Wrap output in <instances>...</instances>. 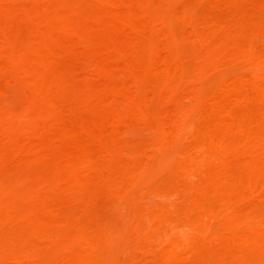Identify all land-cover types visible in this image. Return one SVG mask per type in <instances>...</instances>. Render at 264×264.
<instances>
[{
    "label": "rangeland",
    "instance_id": "obj_1",
    "mask_svg": "<svg viewBox=\"0 0 264 264\" xmlns=\"http://www.w3.org/2000/svg\"><path fill=\"white\" fill-rule=\"evenodd\" d=\"M89 1H91V2H89ZM94 1L96 2L95 4H98V6L96 5L97 6L96 8H98V9L94 8L95 7V5L93 4ZM109 1L110 2L113 1V3H114V0H109ZM109 1L107 2V0H102V1L101 0H0V27L2 28V26H3L5 29V25H6L5 33H4V29L0 28V32L2 30V32L4 34V35L0 34V147H1L0 153H2V158H3V161H2V159H0V167L2 166L3 170H1V168H0V171L5 172V174L7 173V176H6L5 174H3L1 172L0 189H1V186L2 185L4 186V184H5L4 181L2 182L3 177L4 178H5V176H6V178L8 177L6 179L5 186H7V183L9 185V182H10V186L7 187L8 192L5 190L6 189L5 186L2 187V189L5 188L4 190H5V193L7 194L6 195L7 199L4 198L6 201L8 200L7 202L1 197V194L3 192L0 193V197L3 199L0 201L1 204H3V203L5 204V202H6V205H7V206L5 205L6 208H4V206L2 207V205L0 204L1 205V207H0V218L4 222L8 221L7 222L8 226H10L9 222L14 221V219H15L14 216H15L16 219L12 223L13 225H11V226L14 227L16 225L17 230L19 229L18 227H20V226L17 227V225H19L20 221H22V222H20V225L22 223V225L27 224L29 226V223H27V222H34L33 219H36L35 220L36 224L33 223V225L31 227L29 226L31 228V230H29V228L27 227L28 231L32 232V229H33L32 227L37 225V224H38L37 227L42 228L41 226H43L46 228L47 231L45 230L46 231L45 233L40 231L41 235L37 232L34 234V232L36 230L35 229L33 231L32 235H29L30 234V232H29L28 233L29 236L28 235L24 236V232L25 231L27 232V229L25 227L21 233H23L22 234L23 237H26L27 239L31 236H34V237L30 238L31 243H33V241L36 242L35 240H37V243L41 244V242H39V239H40V241L41 240L45 241L46 238L49 239V238L53 237V239H55V238L57 239L59 236H61L60 237L61 239H64V240H60L59 238L57 239L58 241H62V243L59 242L60 245L57 244L58 243L57 240H56V244L54 243L53 240L52 241L50 239L46 240V243L48 242L49 244H53L52 245V251L53 252L56 251L55 254L50 250L51 245H49L48 243L47 244L49 245V247L45 243H44L45 245H42V247H39L41 245H39L37 243H36L37 246L33 243V246H36L35 248H37V249L32 248L31 252L29 251L31 254L26 253L24 256H26V255L27 256L23 258L22 254H24L26 252V250H29L26 248V245H25L29 242V240L26 243H24V241L22 239L23 237L21 236L20 233L19 234L17 233V230H15V227H14V229H13V227L12 228L8 227L9 230L7 231L5 228L6 225H4L5 224L4 223L3 224L4 228H0V230L2 231L1 234L4 235L5 232L3 233V231H5V230H6V233H9V234H7V235L5 234L6 235V236L4 235L5 237L4 236L2 237L0 234V239L2 237V241L6 242L5 243L6 245H5L3 242L0 241L1 247L4 244L3 247L6 246V249L11 248V250H15L17 247L19 248L20 245H22L24 247V249L22 247L21 250H23L24 252L23 253L21 252L22 253L21 254L20 253L21 250L19 251V249L17 248L19 251L18 254L20 253L22 256L21 257L19 255L21 257V259L18 261L19 263H17L14 261L15 259L13 260V258L10 259V261L7 260V259L11 258V257H9L10 255L11 256L13 255V257H14V255L17 254V251H13L14 253L11 254L12 251L10 250L11 251L10 252L9 250H7L8 251L7 252L8 256H7L5 253L6 251H4L3 247H2V249H0V252L3 250V253L5 255L3 257V254L1 252L0 254H2V255H1L0 259L3 257L2 260H4L5 262L0 261V264H23L24 263L23 261L26 260L25 262H27L28 261L27 259L30 260V258L33 259L31 261V263L36 264V262H33V261L39 260V262L41 263V262H43V260H46V258H45L46 256H48L47 257V260H49L48 264H63L65 262L70 263V261H66V259L68 258L66 255H68L70 252L73 253L74 251H75L74 252V258H76V256H78V257L81 256L80 260L82 259L81 260L82 262H84L83 259H85L87 261V259H90V257H96V254L100 252V254H98L99 256H97L98 260L96 262L102 263L103 259L104 260L106 259L103 262V264H111V262H112V264H118V263H115L116 257H117V260L119 259V257L121 258L118 261L116 260V262H119V264H150V263L151 264H154V263L160 264L161 260H163V259H164L163 261H166V262L168 261V262L167 263H161V264H171V263L177 264L178 262H180L178 264H185L188 262H192L194 264L195 263L199 264L200 262H203L202 264H206V263L209 264L210 262H212V259L213 260L214 259L219 260V262L220 261L224 262V259H218V258L219 257L223 258L224 256H226L225 259L228 260L229 257H227V256H230V255L231 256L233 255V257L230 261H227V264H228V262H229V264H241V263L242 264H249V263L252 264L253 261L256 260L258 257L260 260L258 259L254 262L256 264H259V262H260V264H264V249H261L264 246V223H261V222H264V221H261V222L259 221V220H264V212H263L264 211V181H263L264 179H261L262 181L259 182L258 185H255L256 187L253 184H250V183H253L254 180H256V179L259 180L260 177H257L258 175L260 176V175L264 174V172H263L264 168H261V167H264V165H263L264 162H262V159L264 161V155H262V154H264V151L261 150L262 148L260 149V147L262 145H264V143H263L264 142V140H263L264 136L262 137L264 129H261L262 135H260L261 134L260 131H258L257 129H254L258 124L257 121H259L260 124L264 123V119L262 118V117H264V115L262 116V112L264 110L260 111L261 107H262V109H264V105H263L264 104V102H263L264 101V98H263L264 92H262V91H264L263 90L264 86L262 87V89L261 88L259 89L258 86H256V85H259L258 83L264 82V73L261 74L262 72H264L263 71V69H264V57H263L264 53L262 54L263 55L262 56L261 55L262 51L261 52L259 51L261 49H264L262 47L259 48L260 47L259 45L264 43V42H262L263 40L261 41V38H263L264 36H258V35H261L264 33V24H263V22H264V17H263L264 16L263 15L264 14V11H263L264 10V7H263L264 6V0L263 1L258 0L259 2L256 0H247V1L246 0H243V1L237 0L236 2H235V0H232V1L231 0H220V1L217 0L218 1L217 7L215 6V4L217 2L216 0H212V1H210V0H177V2H176V0H122V1L121 0H115V2L117 1L116 2L117 4L115 3L116 5L111 4ZM118 1H120V2H118ZM186 1H188V3H186ZM207 1H209V4L207 3ZM238 1H239V3L236 4ZM260 1L263 4H261ZM84 2H86L87 4L89 2L87 8H85V6H87V4H84ZM245 2H246V4H244ZM248 2L252 4V5H249L250 8L247 7ZM176 3H178L179 5L185 4V6H187V4H188L189 6L186 8L184 6L185 9H183V8H179L178 4L176 5ZM181 3H183V4H181ZM219 3H220V5H219ZM229 3H231L230 7H232L233 9L236 6L238 7L239 5H241V6H239V9L242 7L243 8L240 11H239V9H237L238 10L237 11L236 10L237 7H236L234 9L233 13L230 12L231 13V15H230V13L228 11V9L230 8ZM76 4H79V5L75 6ZM81 4H82V6H80ZM92 4L94 6L91 9L90 6H92ZM235 4H236V6H235ZM242 4L244 6H242ZM259 4L261 5V7H258V6H260ZM220 6L223 8L225 7L224 9L227 12L223 8H221ZM177 7L179 9L174 11V9H176ZM227 7H229V8L227 9ZM245 7H246V10L244 9ZM78 8H80L79 10L81 12L78 10ZM82 8L83 9L85 8L88 10L86 11V10H83ZM232 8H230L231 10L230 9L229 10L232 11ZM76 9L78 10V12ZM179 10H181V12ZM93 11H95L96 13H94ZM177 11H179V15H180L181 19H183L185 21L180 22L181 21L180 19L178 21L179 15L177 14L178 15V16H176V17H178L177 20L173 18L174 20H176V21H174L175 25H173V24H171L173 20L171 19L172 21H170L169 18L173 17V16L175 17V15L171 16V14L172 13L176 14ZM219 11H221V12H219ZM73 12H75V13H73ZM84 12H86V14ZM239 12H241V14ZM211 13H212V15H210ZM214 13H215V15H214ZM221 13H225V15H223ZM237 13H238V15H240L241 18L238 17V15L235 16V14H237ZM248 13H250L252 16L249 15ZM255 13H260V14L259 15L256 14V16L258 15V17H256V16L254 17L253 15ZM204 15H210V16L206 17V20L208 18V20L206 22H208L211 19L210 18L211 16L213 19H215V17H216L215 21L213 19H211V21L209 22L210 24L207 25L208 27L209 26H211V27H209V28L207 27L208 29H204L205 24H207V23H205V20L203 19ZM244 15H246V16H244ZM159 16H163V17L166 16L165 19L166 20L168 19L171 22L170 24L173 25L174 27L170 28L171 27L170 25H168V24L164 25L163 24V22L165 21V20H163L164 18L159 17ZM221 16H223L225 19L228 17L229 20L231 19L230 21H232V19H233V21L230 22L231 24L230 23L226 24L227 22H223V20L228 21V19L225 20L223 17H222L223 18L222 19ZM233 16H234V18H233ZM247 16L249 17V19L247 18ZM235 17L237 18L238 22L246 21L245 22L246 24L245 23H238ZM250 17H252L254 19L256 18L257 23H255L254 20L251 21ZM103 18H105V20H106V18H108L106 21L109 23L110 27L106 26L108 24H106V25L103 24V23H105V22H103L104 21ZM131 18H133V19H131ZM239 18L241 20L243 18V20L240 21ZM80 20L81 21L83 20V22L80 23L81 22ZM160 20L162 22H160ZM188 20H189V22H188ZM191 20H193V21L190 22ZM86 21H89L90 23L89 22L86 23ZM203 21H204V24L202 23ZM213 21H214V24H212ZM248 21H250V23L253 22L252 25H255V26H252L251 24L247 25ZM235 22H237V23H235ZM79 23L82 26H84L85 23L89 26L88 27L84 26V27H82L83 28L82 29V28H80L81 25L79 26ZM167 23H169V22H167ZM189 23H192V24H190L191 25L190 27H188L189 25L187 26V24H189ZM233 23H235V25ZM76 24H77V28H76ZM167 25H168V27H165ZM237 25H240V26H238L237 30H234V27H237ZM242 25H244L245 27L251 26L252 30H250V31L255 37L251 36L252 34L249 33L250 31H248L251 28H249V29L245 28L244 29L242 27ZM222 26H224V27L226 26V28H224ZM74 27L76 29V32H74ZM85 27H87V28H85ZM194 27L198 28L197 31L200 33L199 35H201L202 30H203V33L205 30L207 31V34H205L204 36H206V35L209 36L212 33L211 34L212 36L210 38L211 39L213 38L212 39L213 42H211L209 40L210 38L208 36H206L204 39H206L207 37L209 39H206L208 41L203 43L204 42L203 41L204 36L202 37L203 34L200 36L202 38H199L198 34H197L198 32H196V30H194L195 34H192L194 32L189 30L190 28H194ZM213 27L215 29L219 28L220 30L218 29L216 32L215 31L213 32V30H212V29H214ZM84 28L86 29V31ZM78 29H79V32L81 34L77 33ZM81 29L84 30L83 31L84 34H82L83 32ZM171 29H173L172 32L173 33L176 32L178 34V36H177V34L171 35V34H173L172 32H170ZM240 29H243L244 31L240 30ZM233 30H234V32H233ZM206 31H205V33H206ZM210 31H211V33H209ZM219 31L225 32V34H224L225 36L222 35V33H220ZM156 32L158 34V37H160V39L155 35ZM230 32L232 35H235V36L230 35ZM6 33H7V36H6ZM76 33L80 34V35H78V37H77ZM160 33L162 36L160 35ZM218 33H220V34H218ZM50 34H52V35L54 34V36L51 35V37H49L50 38L49 39L50 42H49L47 37ZM71 34L72 35L75 34V37H74V35L72 36ZM104 34H106V35L109 34V35L107 37H105ZM227 34L230 37L227 36ZM83 35H85L84 38L82 37ZM170 35H171V37H170ZM219 35H221V36L219 37ZM172 36H177V37H176V39H174L175 37L172 38ZM189 36H191V38ZM213 36H215V37H213ZM73 37H74V39H73ZM76 37H77V39H76ZM192 37H193V40H192ZM226 37H228V38H226ZM232 37L234 40H236L235 42L232 39ZM236 37H238V38H236ZM183 38L184 39L189 38V39H185V40H188V41H185ZM196 38L198 40H200L201 42L199 43V41ZM217 38L218 39L221 38L220 41H218ZM70 39H73V40L70 41ZM178 39H180V41H178ZM223 39H225V41H227L226 42L227 43L226 45H228L227 47L224 46L225 41H223L222 43H219ZM230 39H231V42L229 43ZM181 40H184L185 42H189L191 40V41H194L195 43L189 42L190 45L187 43L182 44L184 41L182 42ZM250 40L253 41L252 42L253 45L250 44L251 43ZM73 41H75V42H73ZM170 41L175 43L178 46L171 43ZM197 41H198V43H197ZM215 41H217V42H215ZM48 42L50 44H52V42H53V45H51L50 47L47 45L45 47V45L48 44ZM232 42H234L233 43L234 45L232 44ZM44 43H46V44L44 45ZM211 43H213L214 48H211ZM247 43H249V46L251 45V48L254 46L253 47L254 49L248 50L249 46ZM61 44L64 47L60 46ZM171 44L176 46V48ZM191 44L194 46H191ZM236 44L239 45L240 47H237ZM255 44H256V46H258L257 48H259V49H257L255 47ZM263 45H261V46H263ZM168 46L169 47L172 46L175 49L173 50L172 48H169L170 49V51H169ZM183 46H185V48ZM201 46L203 48L205 47L204 49H207L206 53H205V55H207V57H205V58L203 56L204 53L202 51L204 49H201ZM207 46H208V48H207ZM217 46H219L221 48L224 47V48L217 50V49H215V48H218ZM192 47H194V48H192ZM231 47H232V49H231ZM23 48H25V49L22 51ZM178 48L179 49L181 48V50H182V48H184L183 49L184 51L187 48V50L185 53H183L184 55H182L181 50L178 51L179 50ZM234 48L236 50L235 54H234V52H235ZM243 48H247L248 52L246 53L244 51L245 49H243ZM43 49H46V50H43ZM198 49H200L201 54L195 55L194 50H197L195 52L199 53ZM62 50H64V52ZM208 50H209V52H208ZM212 50H214V51L216 50V51L215 52L213 51L212 54H209V53H211ZM255 50H257L258 52H256V54H254V55H251L252 54L251 52L254 53ZM48 51L49 52L51 51V52L49 53ZM55 51H56V53H55ZM188 51H191V53ZM47 52H48V54H46ZM58 52H59V54H58ZM176 52H178V54ZM54 53L56 54L55 58H54V56H52ZM244 53H246V54H244ZM257 53H259V54H257ZM60 54H62V55H60ZM188 54H191V55L197 56V57H198V55H202V58H204V61L209 58L210 60L215 59L216 62H217L216 59H218L220 62L221 61H224V62L217 64V63H215V61H211V63H213V62L214 63L212 65L208 66V65H206L209 63V59H208L207 60L208 62L206 61L207 63L205 62V64L203 65L202 63H200L201 60H200V62H198L199 61L198 59L201 58L200 56H199V58H194L193 56H191V59L193 58L192 61H189V60H191L190 58L185 59L188 56ZM233 54L237 55L236 56L237 58L236 57L235 58L230 57ZM47 55H49L50 57L52 56V58H51L52 60L49 59L52 62H50L48 59H46L47 57L50 58ZM177 55H179L178 57H180V58L185 56V58H182L183 61H181L180 58L177 59L178 58V57H176ZM209 55H211L212 57H210ZM243 55L248 56L247 58L245 57V59H251L250 56H252V58H254V59L253 60L252 59L251 60H245L243 58L244 57ZM255 55L256 56L259 55L261 57H259V59L257 57L258 60L257 59L255 60V58H256ZM227 56H229V57H227ZM175 58H176V62L178 60L182 63V64H179L180 63L179 62L177 65V68H178V66H181V67H179L178 71L180 70V68L182 69V71H184L181 73V75H177V74H179V72L177 71V68L176 69L173 68ZM224 58H229L228 62L231 59H232L231 60L232 62L234 59L235 60L237 59V61H234L235 63L233 62L234 64L231 61L229 62V63H232V65H234L233 68L236 66L235 67L236 69L235 70H233V68L231 69L230 64H229L230 66L228 68L225 67V66H228V64L227 65L224 64L227 61V59H224ZM42 59L45 60V63H43L44 61H41ZM185 60H186V62L189 61L187 66L185 65L186 64ZM195 60H196V62H194ZM55 61L58 62L57 65H60V67H62L63 70L60 68H59V70H57L59 66L56 67ZM250 61H253L254 63L252 64ZM48 62H49V64H48ZM66 62H68L69 66H71V67H68V64L64 65V63H66ZM193 62L195 64L200 63L201 66H203V67H199L198 64L195 65ZM255 62H257L256 65L258 64L263 69H261V67H259L258 70L260 71V69H261L262 71L258 72L255 76H253L254 77L253 78L251 75H254V74L250 75V72H252L251 68L256 70V68L258 67V66L256 67V65L253 66L255 64ZM211 63H209V64H211ZM219 64H221V65L224 64L222 66L223 69H222L221 65H219ZM174 65H176V64H174ZM182 65H185V66H182ZM205 65H206V67H204ZM63 67L68 68L69 70L65 69ZM172 68H173V71H172ZM254 70H253V72H255ZM58 71H60V73H61L58 75V77L60 78V75L63 76L60 79L57 77V74H56V73H58ZM174 71H176L178 73H176ZM233 72H235V74H233ZM64 73H67V74L65 75ZM170 73H172V74H170ZM174 73H176V74H174ZM236 74H237V76H236ZM229 76H230V78H232L231 76L234 77L232 80H234V79L238 80V81L234 80L235 84H236V82H239V83H237L236 85L233 83L234 85H232V82L230 81L231 79L230 80L228 79ZM250 77H252V78L250 79ZM228 81H230L231 83L230 82L226 83ZM172 84H174V86H172L173 89L170 86ZM228 84L232 85L231 86L232 89H237L238 87H241V90H240V88L235 90V92L238 91V92H236V95H235L236 98L233 97L234 94L230 95L228 97L227 93L231 94L234 91L233 90L230 93V91L232 89L230 86H228ZM241 84L242 85L246 84V86L248 84L249 87L247 86L245 88H250L252 90V93L254 92V89H252V88H254L256 86L257 88L254 92L253 97H255L256 91L258 93H257V96L255 97V99L258 98L259 94H261V92H262L263 95L261 96V98L259 96V98L262 99V101L259 100V98L256 100L254 98H253L254 100L252 98H250L252 96V94L249 91H251V90L245 89L244 86H242ZM175 85H176V88H175ZM221 86H223V87L226 86V87L223 88ZM195 87H197L199 89H197V88L195 89ZM228 87H230V88H228ZM201 88H203V89H201ZM205 88H206V90H204ZM227 88L230 91H228ZM243 88H244V90L247 91L246 92L247 94H245V93L239 94L240 91L244 92ZM193 89H195V90H193ZM215 90L218 92H216ZM194 91H196L198 93H194ZM201 91H203V92L206 91V92H204L205 94L203 93L204 98L203 97L201 98L199 96L200 93H202ZM47 92H48V94H45ZM50 92H52V93H50ZM59 92L62 93L63 95L58 94ZM213 92H215V93H213ZM221 92H222V94H220ZM225 92H227V93H225ZM54 93L56 95H53ZM223 93L226 97L223 95ZM216 94H220L221 96L219 98H217L219 95H216ZM51 95L55 96V98H53V96H51ZM59 95H60V97H57ZM237 95L238 96L243 95L244 98H246V99H247V96H245V95H249V97H248L249 99H247V100H249L251 103L252 102L259 103V104L261 103L262 106L259 104L258 105L256 104L255 106L253 105L255 108L257 106L259 107V108L257 107L258 110L260 109L259 110L260 112L259 111L258 112L261 114L260 118L255 120L257 122V124L255 122L256 125L254 126V128L252 127V125L254 124V123L252 124V121L255 119L254 118L255 117L254 112L257 109H255V111L252 112L254 107L248 106V105H251V103L249 101L247 102L246 100H243V98L241 96H239L240 98H237ZM194 96H196V98ZM197 96H199V99H197ZM215 96H217L216 98L218 100L216 98H214ZM220 98H221V101H220ZM222 98H224V99H222ZM200 99H201V101H202V99L205 100V102L203 103V101L202 102L199 101ZM235 99H241L242 100V101L239 100L240 105H241V102H244L243 104L246 103V105L244 106L246 108V111L243 110V112H245V113L241 112L242 108H240L241 106L238 104V102H236L233 105L232 102L237 101ZM177 100L180 102V104H179V106L181 105L180 107L178 106L179 102ZM214 100H216V104H219V105H216L215 107L218 108V106H221V109L220 108L216 109L213 107V111H210V112H213L212 116H210L211 113L209 112L207 114L204 113L203 115H206V116L203 117L200 113L206 111L205 109H207V108L209 110V108L211 107L209 105L211 104V102H213V104H214L215 103ZM224 100H226V101H224ZM197 101H199L201 104L198 103ZM219 101H220V103H218ZM222 101H224V103H226V105L228 106L227 109H225V110H223V108H225L223 106H225V105H223L224 103H222ZM172 102H176L175 105L177 104L178 107L175 108L174 104L171 105ZM203 104H205V105L208 104L209 107L207 106V107H205V109H204V107L201 108V106ZM167 105L172 106V107H170V109H172V110H170V109H169L170 111L165 110V109H168ZM161 106H163V108ZM165 107H167V108H165ZM229 107L231 109L236 107L237 109L236 110L234 109V111L232 112V110L231 111L229 110L230 109ZM248 107L250 109L251 108H253V109H251V111H249ZM245 108H243V109H245ZM147 109H149V111ZM202 109H204V110H202ZM215 109L217 111H215ZM210 110H212V107ZM228 110L230 112L234 113L232 115H235V113L238 110H240L241 114L237 113L235 115V116H237L236 118H238V119L235 118L237 121L236 120H230L229 118L232 116L230 114L228 121L224 122V120L227 119L226 117L228 116V113L226 112L227 115L222 116L221 112L228 111ZM247 111H249L251 113L246 114ZM169 112H171V113H169ZM216 112H219V114L221 113V115H219ZM258 112L256 114H258ZM214 113H216L218 115H215ZM226 113H223V115ZM198 115H201L202 117H200ZM219 116L224 117V119L220 118ZM257 116H259V114ZM204 118H206V122H208L207 124L204 123L205 122V121H203ZM198 119H202V121L200 120V123H202L203 126L205 124L206 125L211 124L215 127V129H217L216 127L221 128L222 126H223V129H227L228 126H226L224 128L223 122L227 124L228 122L231 123V121H232L231 125H233L234 122L236 121L235 124H240V125H237L239 127H236L235 125L231 126L233 128L236 127L235 130L232 131V133H233L232 138L234 139V141L236 143L239 142L236 144L237 146H239V145L242 146V147L239 146L240 148H237V146H236L233 150L230 151L232 153L234 151L241 149L237 152V154L234 152V154L236 156L232 158L231 156H233L234 154L233 153L231 154L228 151L231 149L230 147H232V148L234 147V145L232 146L230 143L228 144L226 142V144H224V143L219 141L220 143L223 144V145L222 144H220V145H222V147L224 149H225V145H228V147H229V145H231L229 147L230 149H228V147H227L225 150H222L221 148L219 150L220 146L216 147V148L214 147V146H217V144L219 142L216 145H215V143H211L214 145L204 144V142L206 140V139L203 140L204 137L208 136L206 138L212 139V137H211L212 134L210 135V133H213V132L215 133L214 128L212 129L213 130L212 131V130H209V127H206L207 132L208 131L209 132L212 131V132H210V133L208 132L209 134H207V135L205 134V136H203L202 139L197 141V142H200L201 140H202V142L204 141L203 143L200 142L203 145H200V143H199V146L196 145L197 143L193 144L192 143L193 140L196 141L197 139L201 138V136L198 134L200 132H198V131L201 130L203 128V126L200 124L202 127H201V129L199 128V130H197V127L199 125L194 126L195 123L198 124V122H199ZM262 119H263V121L261 122ZM44 120H46V121L49 120L50 122L49 121L46 122ZM248 120H250L251 122H250V126L247 127V121ZM243 122H246V123H243ZM28 127H29V129H27ZM231 127L229 126L228 128H231ZM262 127H264V126L262 125ZM193 130H194V132H192ZM217 130L220 131V129H217ZM236 130H243L240 132L237 131V134L242 132L241 133L242 135L241 134H239V136H236L237 134L234 135ZM255 130H257V131H255ZM195 131H197L198 133H195ZM202 131H203V129L201 130L200 134L205 132V131L204 132H202ZM244 131H246V133H243ZM248 131H249V133H247ZM220 132H218V133H220ZM250 132L255 137L249 135L252 138H248L249 136H244L245 134H250ZM227 133H228V129L226 130V134ZM226 134L224 133L223 135L226 136ZM193 135H196V136H193ZM197 135L199 137H197ZM213 135H215V134H213ZM218 135H220V134H217V136ZM230 136L228 138H230ZM192 137H194V138L196 137V139L193 138V140H192ZM256 137L257 138H259V137L263 138V139H260V138L258 139V140H260L259 141L260 146L258 148L261 150V152L258 156H262L263 157L262 159H260V157H258V159H257V151L259 150L258 148L254 147L257 150L255 152V149L252 150L250 148L253 146L248 145L251 150H249L250 152L247 150L248 149L247 142L249 140H250V142L254 141V139ZM215 138H217V137L214 136V138H213L215 140V142H217V139H215ZM221 138H222V134H221ZM232 138H231L230 142L232 141ZM219 139H220V137H219ZM222 139H220V140L225 141L224 138H222ZM262 140H263V142H262ZM75 142H77V143L75 144ZM183 143L186 146L182 147ZM255 143L256 142L254 141L253 143H249V144H254L256 146L258 144V141H257V144H255ZM241 144H243V145H241ZM5 146H6V148H5ZM17 146L20 147V149L17 148ZM184 147L186 150L183 151L182 149ZM245 147H247V148H245ZM236 148H237V150H235ZM5 149H6V151H5ZM2 151L3 152L5 151V153H3ZM185 151H186V153H184V154L185 155L187 154L186 156L183 155V152H185ZM218 151H220V153H218ZM252 151H253V153H252ZM254 152H255V154H254ZM47 154H49V155H47ZM190 154H191V156H197V157H189ZM220 155H223V156H220ZM227 155L230 157H228ZM184 156L186 158L189 157L190 159H193L190 161H193L194 164H192L193 162L192 163L187 162L188 164L185 162V164H184L183 163L185 160V159H183ZM217 156L222 157V158H220V159H222L221 161H223V159H225V161L227 163L225 161H223L224 163L221 161L219 162L220 159H218ZM224 156H227V157H224ZM238 156L241 159V161H239L240 159L237 158ZM0 158H1V154H0ZM227 158H228V160H227ZM12 159H14V160L12 161ZM256 159L261 163L257 162ZM229 160H230V162H229ZM8 161H10L9 163H13V164H10V165L7 164ZM17 161H18V163H15ZM180 161L182 163H180ZM249 161H251V162H249ZM48 162H49V164H52L51 165L52 172L50 171L51 169H48L49 165L46 167ZM168 162H172V163H169L170 167L175 165V169L173 167H171L172 170L174 169V171H178L176 173L174 172V175L177 173L178 174L184 173L185 179L184 178L183 179L186 180L188 178L187 180L190 182L188 184L192 185V187H191L192 189H190V187H187V186H190V185H187V182H188L187 180L185 181V183H184V181H180L178 185L177 184L174 185L177 181L176 180L177 177L180 176V178L178 179V181H179L181 179L182 175L177 174L176 178L172 179L173 177H171V175H173L172 174L173 171H168V170H171V168H169L167 166ZM228 162L230 164L229 169H224L229 165ZM237 162H239L241 164L236 166ZM247 162H249V163H247ZM204 163H207V165L205 164V166H203L204 167L203 168L201 165ZM232 163H234V165ZM253 163L254 164L256 163V164L254 165ZM163 164H166V165H164L165 166L164 168H166V169L168 168V170L165 169L164 172H163L164 168H162ZM258 164H261L262 166L258 165ZM184 165H185V167H184ZM208 165L212 166V168L210 167V170L212 172L209 170L208 167L206 170L202 171ZM216 165H219L217 167L218 169L213 171L212 169H215ZM221 165H223L222 166L223 168L221 167ZM245 165L246 166L248 165V166L245 168H241V167H244ZM249 165L251 167H249ZM235 166H236V168H235ZM5 167H6V170H5ZM45 167H46V170H45ZM200 167H201V169H200ZM97 168H99L100 170L102 169L101 170L102 172L105 170V172L102 173V175H100L101 171L98 172ZM219 168L221 169V172H223V174H224V172L226 173L223 175V177H226V178H228L227 173L229 175L231 174V170H232V175L233 174L235 175V173H237V171L234 172L233 170H239L241 172L246 171V172H243V174H241L239 172V173H237L236 177L234 175H233V177H234V179L239 180V179H237V177L241 178V175L244 176V174L246 175V173H248L246 176L247 178H245V179H247V180H245L247 183H245V182H243V183L248 185V183L250 182L249 185H251V186L253 185L255 187L254 191L251 189L253 192L250 193L251 190H248L249 192H247V190L242 189L241 192L242 191H243V193L247 192V194L242 195V196H238V198L239 197H241V198L240 199L236 198L238 200H236L234 202H232V199L230 201V199H229L230 194L232 196L234 195L233 196L234 198L238 195L237 194L238 189L235 190L236 188H238L237 187L238 185H235V186L233 185L236 180L233 182L234 179H232L233 177H231L232 176L231 175L230 176L231 178L229 177L227 180L230 179L229 181L230 182L232 181L231 182L232 185L231 184L229 185V186H231L232 191H229L230 188L228 186H227L228 188L225 189L226 186H223L224 185L223 183H225V185H226L227 183H230V182L229 181L222 182L224 180L223 177H220L223 179L222 181L220 178H219L220 180L217 179V177L220 176V174H221V172H219L220 171ZM253 168H255V169L253 170ZM260 168H261V171H259ZM256 169H258V171H256ZM200 170L202 172H200ZM227 170H228V172H226ZM109 171L110 172L112 171L114 174L111 173L112 175H110ZM165 171H167L168 173H165ZM215 171L219 172V174H216L217 172L214 173ZM146 172L148 173L147 174L148 177L145 175ZM169 172H171V173L169 174ZM208 172L213 173V177H216V179L215 178H214L215 180L212 179V176H209L210 173H209V175L207 174ZM258 172H259V174H258ZM162 173L163 174L165 173L166 175L169 174L167 176H163L164 178L162 177V180L167 179L168 176L171 177L169 182H168L169 177L167 180H163V182H160V183H164L165 181H167L166 183H168V185L160 184V185H162V186H160L159 184H157V180H158L157 177L159 178L158 183H159V181H162V180H160ZM249 173L255 174V176H253L254 174H252V176L254 177V178L253 177L252 178L254 180L252 178H248L249 175H251ZM256 173L258 174L257 176H256ZM153 174H154V177H155V175H157V177L155 179L156 182L154 180V182L152 183L153 185H151V182L154 179ZM200 174L201 175L203 174V175L201 176ZM238 174L239 175L241 174L240 177L238 176ZM2 175H4V176L1 178ZM142 175H144L146 178L140 177ZM149 177H151V179ZM201 177H205V178L208 177V178L212 179L213 182L210 183V184H212V186H213V183H214V185L219 184L218 185L219 188L213 189V190L215 192L221 191L222 193H224V195L222 193L219 194V195H222V196H219L221 200L219 199L217 201H216V199H217L216 197L214 199V195L218 196L217 194H214V192H212L214 195H208L207 194L210 198L213 197L212 199L214 200L213 201L212 199L211 200L209 199V201H213V202H219V201H225V202L228 201L229 202L230 201L231 204L234 203L231 206L230 202L229 203L227 202L225 204L226 206H228L227 208L223 204H222L223 207H221L219 209L216 208L217 212H219V210L221 209V211H220L221 215L215 214L214 209H213V211L211 209L210 213L208 212L210 210V208H208L209 206L207 204H204V203H206L205 199L209 198V197H206V195H205L206 194L205 191H208L206 189H209V187L205 186L203 188V186L206 183L208 184L211 181L209 179L206 181L207 178L204 181H201L202 179H204ZM137 178L145 179L144 181L141 179V182L145 183L146 185L143 184V186H142V185H139V184L133 182L134 186L136 184L139 185L138 189L136 187H133L134 189H132L131 187H127L129 185H132L131 184L132 180L136 181ZM217 180H219L218 181L219 183H217ZM258 180H256L255 183H257ZM138 181L139 180H137L136 182H138ZM170 181H174L172 188L168 187L170 185L169 183H172ZM192 181H194V182H192ZM242 181L241 180L238 181L239 182L238 184L239 185L243 184V183H240ZM195 182H201V184L204 182L205 183L203 185H201L202 186L201 187V186H199L198 183L195 184ZM127 183H128V185H126ZM180 183H181V185H180ZM183 183H184V185H182ZM235 183H237V181ZM50 185H52L53 187ZM193 185H195V187L197 185L199 188L201 187L200 190L203 188L202 192L199 191V189L197 187L196 188L193 187ZM149 186L152 189L154 188L155 190L149 189L148 188ZM246 186L244 188H247ZM30 187L31 188L36 187L34 189L37 193L33 194L35 192H33V193H32V191L30 192ZM23 188H24V190L27 188L29 190V191H26V190L24 191L25 193H28V192L30 193V195L28 194L29 196H27L29 201L27 199H26V201H22L24 196L21 197L22 199L17 198V196L15 197L16 194L17 195L19 194L16 191L19 192L20 189H21L20 191H22ZM157 188H159L160 190ZM173 188H175V190ZM211 188H213V187H211ZM58 189H60V190L58 191ZM98 189L103 192V193L101 192L102 194L100 193V196L104 195V193L106 195H108V197L106 198L107 201L104 205H103V203L105 202V200H104V202L102 201L103 203L101 201L99 203V202H97L98 201L96 199L97 197H94L95 200H93L91 198L92 199L91 202L90 201L88 202L86 200L87 203L83 204V206L81 203H80L81 205L78 204L80 200H77L78 202L76 201L78 205L74 202L75 199L78 198L77 195L79 194V191L81 192V194H79L80 195L79 198H81V196L85 197L86 193H88V195H89L90 191H97ZM187 189H189L190 191L194 190L197 194L194 191H193V194H195L196 196H199V198H198L199 200L197 198H193V197H196L195 195H193V197H191V198L187 197V196L192 195V193L190 191H187ZM239 189H241V188H239ZM247 189H250V187L248 186ZM99 190L96 192V194L99 192ZM49 191L53 192V195L56 191H58V193L57 194L55 193L54 196L52 194L49 195L50 193L44 194L45 192H49ZM209 191H211V190H209ZM238 191H240V190H238ZM128 192H129V194H128ZM160 192H162V193H160ZM179 192H180V195H179ZM187 192H189L188 195L186 194ZM5 193L2 194L3 197L5 196ZM25 193H23V194L25 195ZM136 193H137V195H136ZM93 194H94V192L91 195H93ZM209 194H211V193H209ZM73 195H74V201L70 202L71 200L68 199L66 201L68 203H65L66 206L63 205L64 202L60 201L61 199H67V198L73 197ZM91 195H89V196H91ZM181 195L182 196L184 195L182 197L183 199L176 200L177 198L179 199ZM226 195H228V196L226 197ZM20 196H21V194H19V197ZM43 196H46V197L50 196V197H49V199L48 198L43 199ZM130 196H133V197H130ZM176 196H178V197H176ZM223 196L226 197V200H222L221 197H223ZM14 197L16 200V201L14 200L15 202L12 201ZM184 197H186V198H184ZM167 198H168V200L170 199L169 202L167 201ZM200 198H202V199H200ZM30 199H32L31 200L32 202L30 201ZM52 199L55 201V203H53ZM84 199H87V198H82L81 199L82 203L84 202V201H82ZM98 199L100 200V198H98ZM189 199L196 200L195 202H193V200L192 201L190 200L191 202H193L192 204H194V206L196 208H198L196 205V202H198V201L202 202L203 207L204 208L206 207V209H204V208L203 209L206 211L209 209L207 212L210 215L207 212H205L201 215L200 213L204 212L203 209L197 210V211L201 210L200 212H198L199 214L198 213H196L195 215L191 214L194 211L193 210V208H195L194 206H193V208H189L190 213H185V214L182 213L183 208L191 205ZM203 199L205 200L204 203H203ZM19 200H21L24 204H25V202L28 201L27 203H29L30 209L32 207H34L35 205L42 206V207H40V211H39V206H36V209H38L37 212L40 215L38 213H36V214H32V215H35L36 218L30 217V215L28 216V218H25L27 215L25 213V210L27 211L29 209L26 208L24 210L23 207L21 208L22 202L20 201L21 202L20 203ZM50 200H52V203ZM254 200L255 201L258 200V201L255 203ZM46 201H50L49 204ZM92 201H94V204H92ZM209 201L207 203H209ZM237 201H239V202L236 203ZM252 201H254V202L250 203ZM56 202H57V204L60 202L59 206L61 203H63L62 204L63 208H60L61 206L60 207L56 206L55 205ZM170 202H171V204H170ZM179 202H180V204H178ZM213 202L211 203L210 207L214 206L212 208H215L217 205H216V203L213 204ZM32 203L34 204V206H31ZM73 203L76 204L75 208H74ZM182 203L184 204V207H182L183 206V205H181ZM221 203L222 202H220V204ZM259 203H260V206L258 205L259 207H258V209H256L255 207H257V204H259ZM86 204L90 205V206L93 205L94 208H92V207L86 208L85 207ZM254 204H255V206H254ZM174 205H176V206L172 207ZM178 205H179V208H176ZM240 205L243 207L242 208L238 207L237 210L234 209ZM250 205H251V207H249ZM53 206L60 208V210L61 209H63V210L61 212H59V211H57V208H54ZM168 206H170L171 208ZM229 206H231L230 208L234 209V210L232 209L234 211V213L232 210L229 212V209H228ZM7 207H8V209H7ZM245 207L248 208L249 210L246 209V211H244ZM10 208H12V209H10ZM100 208H101V210H104L102 213L99 211ZM172 208H173V210L175 209V212L174 211L171 212L173 218L174 217H175V219H177L178 217L182 218V215H184L183 217L186 220V222H184L185 220H183V221L181 220L182 221L181 222V221H178V219L177 220L173 219L172 216L170 215L171 213H169V211ZM224 208L228 209V210L224 211ZM261 208L263 210H261ZM14 209H16L15 211L17 212V215L20 216L19 217V218H21L20 221L17 220L18 218L15 215L16 214L15 211H13ZM154 209L156 211L158 209L159 211L155 212ZM160 209L162 211H160ZM186 209H188V208H186ZM239 209H240V211H239ZM253 209H254V211H252ZM69 210H73L74 212L72 211V213H74L75 216L77 217L75 219V218H73V217H75L73 215L72 216L73 220L76 221L78 219L79 221H76V222L72 221L71 214H70L71 211H69ZM145 210H146V212H145ZM151 210H153L156 214L158 213L159 215L157 214L158 216L156 217L155 216L156 214H154V217H153L152 214L154 212L152 211L153 213L151 214L152 216L150 215V217H153V218L148 217V215L151 213ZM181 210H182V212H181ZM188 210H187V212H189ZM222 210L224 212H222ZM30 211L31 210L27 211V213L29 212L28 214H31ZM92 211L95 212L94 214H95L96 218L93 217L94 215L88 216V215H90V213H92ZM97 211H99V212L96 215ZM148 211H149V213H148ZM237 211H239V213H237ZM22 212H24V213H22ZM33 212H35V211H33ZM178 212L179 213L181 212V213L179 214ZM211 212L212 213L214 212L213 214L216 215V219H214L213 216L211 217V215H212ZM254 212H257V213H255V214H257L256 216L260 215V216H258L259 220L257 218H254V217L252 219H250L252 216H248V214L252 215ZM12 213H14V215ZM87 213H88V215H87ZM160 213L163 214L162 216L164 218H165L166 214L169 213L168 217H169V219H171V221H168V223L166 222V220H169V219H167L168 217L165 219L162 218L165 221L161 220ZM232 213H233V215L234 214H236V215L233 216ZM7 214L13 215V218H11L12 216L10 217V215L8 216ZM145 214H146V216L143 217ZM186 214H189V216L191 217L189 219H191V220L188 219V217H189L188 215H187V217H185ZM218 214H220V213H218ZM223 214L224 215L226 214V215L224 216ZM245 214H247V215H245ZM255 214H254V216H255ZM38 215H39V217H37ZM193 215H194V217L197 215L196 216L197 218L192 217ZM238 215H240V217ZM80 216H83L82 218H84V219H82V222L84 220L89 221V220L93 219V220H91V222L93 223L92 225L96 228L93 229L94 227L92 225H90L91 223H89V226L92 227L90 229H88L89 226H87V227L82 226L83 223L79 219ZM217 216H218L219 220H218ZM221 216L224 219L222 218V220H221V218H220ZM236 216L239 218L238 219L235 218ZM246 216L249 218H246ZM29 217H30V219H29ZM43 217H44V219H42ZM39 218H40V220H38ZM233 218H235V219H233ZM244 218H246V220H249L248 222L251 223L250 227H248L246 222H245L246 224L243 222V221H246V220H244ZM1 219H0V222H1ZM48 219H49V221L47 222L46 220H48ZM50 219L51 220L53 219L52 222L55 223L53 226L57 225L56 228L50 229L51 225H52V223H51V225L48 224L50 222ZM157 219L159 221H161V224H157V225L154 224V222H156ZM193 219H195V220H193ZM240 219L242 220V222L240 221ZM256 219L258 220V223H260V225L258 227H255V228L256 229L260 228L261 230H255V228H253L254 225L258 224V223L255 224V222L257 221ZM56 220H58L59 222L58 221L55 222ZM143 220H145V221H143ZM173 220H175V221H173ZM229 220H230V222H227ZM234 220H235V222H238L236 220H239V222H240L239 224H241L242 226L235 224L234 227H232V223ZM67 221L70 222V225H72V223H73V226L67 225V227H65L64 230H63V228H62V230H59L58 228L60 227V229H61V226L63 224H65V222H67ZM97 221H99V222L96 223ZM68 222H67V224H68ZM74 222L75 223L80 222L81 224L77 223L74 225ZM144 222H146V223L143 226ZM164 222L167 223L168 225H166ZM171 222H173V223L170 224ZM223 222H225V224H227V227L226 226L224 227L225 224H223ZM1 223H3V222H1ZM101 223H104V225ZM157 223H159V222H157ZM162 223H164V224H162ZM229 223L231 224L230 227H229ZM253 223H254V225L252 226ZM40 224H41V226H40ZM97 224H98V226H97ZM152 224H154V226ZM244 224H245V226H244ZM161 225H165L164 227L162 226L164 230H161L162 229ZM0 226H2V225L0 224ZM99 226H101V228H99ZM104 226L105 227L107 226V229ZM149 226H151V227H149ZM245 227H248L251 229L245 230L246 229ZM80 228H82V230H79ZM224 228H226L228 230H226ZM233 228L235 229V231ZM3 229H5V230H3ZM11 229L14 230L15 232H13ZM55 229H56V231H55ZM91 229H92V232L89 233V231ZM205 229H207V230L212 229L213 232H215L214 233L215 235L212 232V235H214V239H211V238H213V236H211L209 234L210 230L205 232L204 231ZM223 229L225 232H223ZM237 229L239 232L237 231ZM10 230L14 234L12 232L10 234ZM20 230H21V227L19 229V232H20ZM42 230H44V229H42ZM57 230H59V232H57ZM143 230H144V233L140 234V232H142ZM220 230H222V231H220ZM241 230H243L242 231L243 234H242V232H240ZM64 231H66V232L68 231V234H66V232L63 234L69 235V233H70L69 237H70V239L73 237L72 241H69L70 239L68 237H64L66 235H61L60 232H64ZM93 231L96 232V234ZM107 231L111 232V235L105 237L106 234H110ZM145 231L147 234L145 233ZM163 231H164L165 235L164 234L162 235ZM199 231L201 234L199 233ZM236 231L239 234H237ZM246 231L248 233H251V236L253 238L252 237L250 238V235ZM257 231H259L258 235H256ZM47 232H51V234L50 233L46 234ZM218 232H220V235L218 234ZM221 232H223V233L229 232V233H227V235H224L225 237H222ZM254 232L256 234H254ZM180 233L182 235H180ZM207 233H208V235H207ZM73 234H74V236L75 235H78V236H75V237L71 236ZM92 234H94V235H92ZM103 234H105V236H103ZM139 234L144 239H141L140 236H138ZM166 234L170 236V239L164 237V236H167ZM193 234H195V235L200 234L198 236L202 235V237L197 238L198 236L195 237ZM37 235L41 236V238L35 239V240L32 239V238H36ZM238 235H240V237H238ZM247 235H248V239H251V240L247 239ZM84 236H86L85 239H83ZM111 236L113 238L110 240L108 237H111ZM178 236H179V238H178ZM189 236L196 238V239L193 238L196 241V243L194 242L196 247H194L193 240ZM205 236H206V238L204 239ZM209 236H211V238ZM218 236H220L221 238H226V239L227 238L229 239V237H230L229 240L227 239V242H226L227 244L225 243L226 239H223V242L226 244V246L222 245L221 238H219V240H216V238H218ZM256 236H258L257 240H255ZM77 237L79 239H77V240L74 239ZM116 237H118V241H116V243L117 242L119 243V244L117 243V245H118V247L120 246V248H118V247H115V248L112 247L111 248L110 246H116L115 242H113V240L115 241L117 239ZM127 237L129 238L128 242H127ZM188 237H189V240H187ZM6 238L8 239V242L6 241ZM9 238H12L10 240V242L12 240H14L13 243H15L17 245V241H19L20 244L18 246H15L12 242L9 243ZM66 238L69 240H68V244L67 243H65V244H66V246L69 247V249L71 251L68 252L69 249H67L66 247H62V249L63 248H64V250L67 249V251H64V254L61 255L62 251H59V250H60V247L63 245V242L66 241L65 240ZM80 238H81V240H84V242L78 241V240H80ZM97 238L100 240V243H99V241H97L98 240ZM171 238L173 239V242L175 240L178 241V242L175 241L172 244L173 246L171 245V243H172ZM202 238L204 240L201 241ZM244 238H245V240H244ZM133 239L134 240L139 239L141 242L139 244H142L144 242L142 244V245H145L143 247L144 249H142L140 247L141 245L140 246H134L135 244L137 245V243L139 241L136 242V240H135L134 242H132ZM197 239H200V241ZM206 239L208 241H206V243H205ZM246 239L248 240V242ZM125 240H126V242H125ZM141 240H143V241H141ZM230 240H231V242H230ZM253 240L256 241L258 245L261 246V248H259L260 252L257 250L255 251L254 249L253 250L255 253L252 252V250L250 249L252 245H249V244H247V246L249 245L250 247H248L247 249H250V251H246L247 249L244 250L245 248L244 249L242 248V243L243 244L246 242L252 243ZM49 241H51V242H49ZM77 241L80 243L78 244ZM108 241H111L113 245L111 244L109 246L110 242H108ZM190 241H192V242H190ZM215 241H218V242H215ZM85 242L88 244V246L83 248L85 246V245H83ZM189 242L192 244L189 245L188 244ZM200 242L205 243V244H201ZM208 242L210 244L213 242V244H211V246H209L210 244ZM73 243L74 244L76 243L78 245H73ZM81 243H82V245H80ZM98 243L100 245H97ZM129 243H131V244H129ZM168 243H170V244H168ZM7 244H9V246L11 244L12 246H10V247L8 246L9 248H7ZM29 244H30V242L28 243V246H30ZM218 244H221V245H219V247H218ZM54 245H56L58 248L56 246L54 247ZM79 245L82 247H80ZM101 245H103L101 248L102 253H101V249H100ZM228 245H229V247H228ZM33 246H31V247H33ZM190 246H192V247H190ZM197 246H199V248ZM88 247H90L91 249L93 247V249H92L93 252H87V253L88 254H90V253L95 254L94 256L92 254H90L89 258H88V256H86L87 253L85 252L88 249ZM121 247H123V249ZM202 247H205V248H202ZM210 247H212V249H209ZM13 248H15V249H13ZM43 248L44 249L47 248L46 253L38 255L37 254L38 252L42 253L41 251L44 250ZM53 248H54V250H53ZM80 248L85 249V251L80 250ZM196 248L198 250L202 248V251L208 249V251L204 252V254L207 256L211 255V254H212L211 256H213L214 253L216 254V256H218V253H222V256H220L221 255L220 254L218 257L212 258V259L210 258L211 256H209V257L206 256L208 259L204 256L205 261H203V259H204L203 258L204 254L202 255L203 252H200V251L196 252ZM229 248H231V249H229ZM38 249L40 251H37ZM48 249L52 253L51 252L48 253V251H49ZM91 249H89L88 251H90ZM103 249H105L106 252L105 251L103 252ZM120 249H122V250H120ZM171 249H174V252L171 251ZM232 249L234 250V254H233V251H232V254L229 253V250L231 251ZM32 250H34V252ZM175 250H177L179 252L181 251L182 254L180 253L179 256H177L179 252L176 251L177 252L176 253ZM242 250L246 251V254H244L245 252L243 251L244 253L241 255ZM9 252H10V254H9ZM66 252H68V254H66ZM192 252H193V254H190ZM224 252L225 253L227 252V253L225 254ZM85 253H86V255H85ZM103 253L104 254L107 253L109 256L106 254L107 256L105 255L106 257L103 258L102 257V256H104V255H102ZM127 253L132 254L131 256L129 255L130 258L127 257L128 259L125 257V256H128ZM183 253L185 255L186 254L188 255V256H186L187 258L185 257V255ZM32 254L33 255L37 254L38 256H44L45 254H47V255L44 256V258L38 259L37 258L38 256H35L36 258L29 257V255L32 256ZM194 254H196V255H194ZM54 255H56V256H54ZM59 255L64 256L66 258L59 257ZM82 255H83V257H82ZM100 255H101L102 259H99ZM191 255H194V257H192ZM19 256H16V258ZM49 256L51 258L56 257V259L51 261V259H49ZM111 256H112V258H111ZM166 256H167V259L169 258L171 260H169V259L165 260ZM5 257H7V259H6L7 261L4 259ZM27 257H29V258H27ZM97 257L91 258L89 260L88 264H90L92 262L91 260L97 259ZM108 257H110L111 259L109 260ZM113 257H114V259H113ZM132 257H133L134 261H130V259ZM22 258L24 259L23 261H21ZM59 258H62L61 260L65 259V260H63L64 262L58 263V262H61V260L58 261ZM74 258H73V261H74V263H76L78 259L76 260ZM173 258H176L175 261H172ZM193 258H194V260H196V259H198V260L193 262L194 261ZM34 259H36V260H34ZM177 259H179V260L177 261ZM261 259H262V261H261ZM68 260H72V257H70ZM100 260H102V261H100ZM121 260L124 262L123 263L120 262ZM216 260H214V261H216ZM16 261H17V259H16ZM113 261H114V263H113ZM1 262H3V263H1ZM82 262L80 263V261H79L80 264H82ZM96 262L93 261V263H91V264H94ZM169 262H171V263H169ZM219 262H214V263L215 264L216 263L217 264H225V263H222V262L219 263ZM31 263L27 262L24 264H31ZM44 263H46V261H44ZM44 263H41V264H44ZM101 263H98V264H101ZM192 263H189V264H192ZM214 263H212V264H214ZM37 264H39V263H37Z\"/></svg>",
    "mask_w": 264,
    "mask_h": 264
},
{
    "label": "bare ground",
    "instance_id": "obj_2",
    "mask_svg": "<svg viewBox=\"0 0 264 264\" xmlns=\"http://www.w3.org/2000/svg\"><path fill=\"white\" fill-rule=\"evenodd\" d=\"M101 1H102V0H101ZM108 1H109V0H107V2H108ZM121 1H122V0H121ZM210 1H212V0H210ZM216 1H217V0H216ZM218 1H220V0H218ZM218 1L216 2V4L214 3L216 7L218 6V5H217ZM231 1H232V0H231ZM236 1H237V0H235V2H236ZM241 1H243V0H241ZM246 1H247V0H246ZM256 1H258V0H256ZM262 1H263V0H262ZM89 2H91V1H89ZM89 2H88V4H89ZM109 2H110V1H109ZM116 2H117V1H116ZM116 2H115V0H114V3H113V1L110 2V3L116 5V4H117ZM118 2H120V1H118ZM174 2H175V1H174ZM176 2H177V0H176ZM223 2H224V1H223ZM228 2H229V1H228ZM235 2H234V3H235ZM249 2H250V1H249ZM249 2L247 3V7H249V5H252V4L249 3ZM258 2H259V1H258ZM95 3H96V2L94 1V2H93V4L95 5L94 8H95V9H98V8H96V7L98 6V4H95ZM103 3H104V2H103ZM103 3H102V4H103ZM110 3H109V4H110ZM115 3H116V4H115ZM178 3H179V2H178ZM178 3H176V5H177ZM184 3H185V2H184ZM186 3H188V1H186ZM207 3L209 4V1H207ZM238 3H239V1H238L236 4H238ZM240 3H241V2H240ZM260 3H261V1H260ZM84 4H87V3L84 2ZM84 4H83V5H84ZM88 4H87V6H85V8L88 7ZM93 4H92V6L89 5L91 9H92V7L94 6ZM102 4H101V5H102ZM179 4H180V3H179ZM179 4H178L179 8H183V9H185L186 7L189 6L188 4H187V6H185V4H184V5H179ZM181 4H183V3H181ZM210 4H211V3H210ZM229 4H230V5H229V7H230V6H231V3H229ZM236 4H235V6H236ZM244 4H246V2H245ZM255 4H256V3H255ZM255 4H254V5H255ZM261 4H263V3H261ZM77 5H79V4H76L75 6H77ZM96 5H97V6H96ZM219 5H220V3H219ZM225 5H226V4H225ZM233 5H234V4H233ZM259 5H260V4H259ZM80 6H82V4H81ZM99 6H100V5H99ZM112 6H113V5H112ZM184 6H185V8H184ZM207 6H208V5H207ZM226 6H227V5H226ZM239 6H241V5H239ZM239 6H238V7L236 6L237 8L235 7L236 10L239 9ZM242 6H244V5L242 4ZM78 7H79V6H78ZM220 7H221V6H220ZM229 7H227V9H228ZM258 7H261V5L258 6ZM263 7H264V6H263ZM75 8H76V7H75ZM80 8H81V7H80ZM80 8H78V10H79ZM85 8H84V9L82 8V9L87 11L88 9H85ZM179 8L177 7L176 9H174V11H176V10L179 9ZM208 8H209V7H208ZM221 8H223V7H221ZM224 8H225V7H224ZM224 8H223V9H224ZM230 8H232V7H230ZM230 8H229V9H230ZM235 8H234V9H235ZM242 8H243V7H242ZM242 8H240L239 11H240ZM249 8H250V7H249ZM82 9H81V10H82ZM214 9H215V8H214ZM229 9H228L229 13H230V12H232V13L234 12V9H233V8H232V11H230L231 9H230V10H229ZM244 9L246 10V7H245ZM260 9H261V8H260ZM73 10H74V9H73ZM76 10H77V9H76ZM78 10H77V12H78ZM89 10H90V9H89ZM218 10H219V9H218ZM224 10H225V9H224ZM236 10H235V11H236ZM70 11H71V10H70ZM79 11H80V10H79ZM179 11L181 12V10H179ZM179 11H177L176 14H173V13L171 14V16L175 15V17H174V16H173V17H170V16H169V17H170L169 20H170V21L173 20L172 23H171L168 19H167L168 21L165 19L166 16H164V17H163V16H159V17L164 18V19H163V20H165V21L163 22L164 25L168 24V25L171 26L170 28H173V27H174L173 25H175V22H174V21L177 20L178 17H176V16L179 15ZM214 11H215V10H214ZM225 11H226V10H225ZM237 11H238V10H237ZM237 11H236V12H237ZM260 11H261V10H260ZM263 11H264V10H263ZM263 11H262V12H263ZM80 12H81V11H80ZM93 12L96 13L95 11H93ZM219 12H221V11H219ZM226 12H227V11H226ZM256 12H257V11H256ZM73 13H75V12H73ZM84 13L86 14V12H84ZM239 13L241 14V12H239ZM77 14H78V13H77ZM177 14H178V15H177ZM217 14H218V13H217ZM221 14L225 15V13H221ZM226 14H227V13H226ZM248 14L251 15L250 13H248ZM256 14L259 15L260 13H255L253 16L255 17ZM83 15H84V14H83ZM210 15H212V13H211ZM210 15H204V17H203V19L205 20V23H207V24H205L204 29H208L209 27H211V26L208 27L207 25H209V24H210L209 22L211 21V19H213L212 16L210 17L211 19H210L208 22H206V21L208 20V18H207V20H206V17H207V16H210ZM214 15H215V13H214ZM218 15H219V14H218ZM230 15H231V13H230ZM230 15H229V16H230ZM233 15H234V14H233ZM237 15H238V13L235 14V16H237ZM258 15H257L256 17H258ZM263 15H264V14H263ZM244 16H246V15H244ZM251 16H252V15H251ZM222 17H223V16H221V18H222ZM226 17H227V16H226ZM238 17H240V15H238ZM263 17H264V16H263ZM263 17H262V18H263ZM135 18H136V17H135ZM162 18H161V19H162ZM173 18L176 19V20H174ZM223 18H224V17H223ZM223 18H222V19H223ZM229 18H230V17H229ZM233 18H234V16H233ZM235 18H236V17H235ZM240 18H241V17H240ZM240 18H239V19H240ZM243 18H244V17H243ZM243 18H242V20H243ZM247 18L249 19L248 16H247ZM250 18H251V21L254 20L255 23H257V22H256V18H255V19L252 18V17H250ZM107 19H108V18H106V20H107ZM131 19H133V18H131ZM171 19H172V20H171ZM179 19L181 20L180 22H182V21L184 22V21H185V20L181 19L180 15H179L178 21H179ZM215 19H216V17H215ZM215 19H213V20L215 21ZM224 19H225V18H224ZM227 19H228V17H227L225 20H227ZM244 19H245V18H244ZM103 20H104V21H103ZM103 20H102V21L105 22V23H103V24H105V25L108 24V25H106V26H107V27H110L109 23L105 20V18H103ZM230 20H231V19H230ZM230 20L228 19L229 22L223 20V22H227L226 24H229L230 22L233 21V19H232V21H230ZM236 20H237V18H236ZM242 20L240 19V21H242ZM80 21H81V20H80ZM192 21H193V20H191L190 22H192ZM214 21L212 22V24H214ZM82 22H83V20H82L80 23H82ZM84 22H85V21H84ZM88 22H89V21H86V23H88ZM109 22H110V21H109ZM160 22H162V21L160 20ZM165 22H166V23H165ZM167 22H169V23H167ZM188 22H189V20H188ZM237 22H238V20H237ZM237 22H235V23H237ZM245 22H246V21H244V22H238V23H245ZM80 23H79V26L81 25ZM86 23H85V24H86ZM89 23H90V22H89ZM170 23L173 24V25H171ZM185 23H186V22H185ZM202 23L204 24V21H203ZM235 23H233V24L235 25ZM252 23H253V22L250 23V21H248V22H247V25H248V24H251V25H252ZM85 24H84V26H87V27L89 26V25H87V24L85 25ZM190 24H192V23L187 24V26L189 25L188 27H190V26H191ZM221 24H222V23H221ZM230 24H231V23H230ZM245 24H246V23H245ZM258 24H259V23H258ZM263 24H264V22H263ZM164 25H163V26H164ZM168 25L165 26V27H168ZM240 25H241V24H240ZM240 25H237V27H234V30H237L238 26H240ZM79 26H78V27H79ZM84 26L81 25L80 28H82V27H84ZM213 26H214V25H213ZM230 26H231V25H230ZM252 26H255V25H252ZM87 27H85V28H87ZM207 27H208V28H207ZM222 27H224V26H222ZM242 27H243L244 29H245V28H246V29L251 28V26H249V27H245L244 25H242ZM0 28H1V27H0ZM76 28H77V24H76ZM85 28H84V29H85ZM184 28H185V27H184ZM213 28H214V27H213ZM224 28H226V26H225ZM239 28H240V27H239ZM1 29H4V27L2 26ZM82 29H83V28H82ZM82 29H81V30H82ZM188 29H189V28H188ZM197 29H198V28H195V27H194V28H190L189 30L192 31V32H194V30H196V32H198ZM211 29H212V28H211ZM214 29H215V28H214ZM214 29H212L213 32H214V31L216 32L219 28H216L215 30H214ZM81 30H80V31H81ZM174 30H175V29H174ZM189 30H188V31H189ZM212 30H211V31H212ZM219 30H220V29H219ZM222 30H223V29H222ZM225 30H226V29H225ZM225 30H224V31H225ZM234 30H233V32H234ZM240 30H243V29H240ZM250 30H252V28L249 29L248 31H250ZM5 31H6V25H5L4 33H5ZM83 31H84V30H82V32H83ZM85 31H86V29H85ZM172 31H173V29H171L170 32H172ZM205 31H206V30H205ZM205 31H204V33H203V30L201 31V35L203 34L202 37H203L205 34H207V31H206V33H205ZM211 31H210L209 33H211ZM243 31H244V30H243ZM246 31H247V30H246ZM246 31H245V32H246ZM248 31H247V32H248ZM257 31H258V30H257ZM74 32H76L75 27H74ZM74 32H73V33H74ZM174 32H175V31H174ZM219 32L222 33V35L225 34V32H223V31H222V32L219 31ZM255 32H256V31H255ZM258 32H259V31H258ZM77 33H80V32H79V29H78V32H77ZM77 33H76V35H77V37H78V35H80L81 33H80V34H77ZM172 33H173V32H172ZM220 33H218V34H220ZM237 33H238V32H237ZM243 33H244V32H243ZM249 33H251V31H250ZM261 33H262V32H261ZM0 34H1V35H4L3 32H2V30H1ZM82 34H84V32H83ZM174 34H177V33L175 32V33H173V34H171V35H174ZM184 34H185V33H184ZM184 34H183V35H184ZM192 34H195V32L192 33ZM192 34H191V35H192ZM197 34H198V37H199V38H202V37H200L201 35H199V34H200L199 32H198ZM211 34H212V33H211ZM211 34H210L209 36H208V35H206V36H208V37L210 38V37L212 36ZM228 34H229V33H228ZM228 34H227V36H229ZM234 34H235V33H234ZM247 34H248V33H247ZM251 34H252V33H251ZM51 35H52V34H50V35L47 37V38H48V41H49V39H50L49 37H51ZM71 35H72V34H71ZM73 35H74V37H75V34H73ZM73 35H72V36H73ZM85 35H86V34H85ZM85 35H83L82 37L84 38ZM104 35H105V37H107L109 34H108V35L104 34ZM155 35L158 37L157 32L155 33ZM160 35H161V33H160ZM171 35H170V37H171ZM185 35H186V34H185ZM185 35H184V36H185ZM215 35H216V34H215ZM230 35H232L231 32H230ZM6 36H7V33H6ZM52 36H54V34H53ZM156 36H155V37H156ZM161 36H162V35H161ZM177 36H178V34H177ZM177 36H172V38L175 37L174 39H176ZM206 36L203 37V41H204L203 43H205V42L208 41V40H206V39H209L208 37H207L206 39H204ZM216 36H217V35H216ZM220 36H221V35H219V37H220ZM224 36H225V35H224ZM224 36H223V37H224ZM232 36H235V35H232ZM236 36H237V35H236ZM251 36H254V35L252 34ZM258 36H264V33L261 34V35H258ZM74 37H73V39H74ZM77 37H76V39H77ZM186 37H187V36H186ZM189 37L191 38V36H189ZM213 37H215V36H213ZM229 37H230V36H229ZM254 37H255V36H254ZM158 38L160 39V37H158ZM226 38H228V37H226ZM236 38H238V37H236ZM263 38H264V37H263ZM263 38H261V41L263 40L262 42H264V39H263ZM73 39H70V41L73 40ZM183 39H184V38H183ZM185 39H189V38H185ZM185 39H184V40H185ZM196 39H197V38H196ZM212 39H213V38H212ZM212 39L210 38L209 40H210L211 42H213ZM217 39H218V38H217ZM220 39H221V38H219L218 41H220ZM232 39H233V37H232ZM45 40H46V39H45ZM184 40H181V41L183 42ZM192 40H193V37H192ZM194 40H195V39H194ZM197 40H198V39H197ZM205 40H206V41H205ZM215 40H216V39H215ZM233 40H234V39H233ZM233 40H232V41H233ZM176 41H177V40H176ZM178 41H180V39H178ZM185 41H188V40H185ZM185 41H184L182 44H184V43L189 44V42H194V41H191V40H190L189 42H185ZM198 41H199V43L201 42L200 40H198ZM198 41H197V43H198ZM223 41H225V39H223V40H222L221 42H219V43H222ZM235 41H236V40H234V42H235ZM49 42H50V41H49ZM49 42H48V44L44 43V45L46 44L45 47H46L47 45H48L49 47H50L51 45H53V42H52V44H50ZM73 42H75V41H73ZM170 42H171V41H170ZM215 42H217V41H215ZM226 42H227V41L224 42V44H225L224 46H225V47L228 46V45H226V44H227ZM230 42H231V39L229 40V43H230ZM234 42H232V44H233ZM250 42H251L250 44H252L253 41L250 40ZM256 42H257V41H256ZM171 43H173V42H171ZM178 43H179V42H178ZM194 43H195V42H194ZM203 43H202V44H203ZM229 43H228V44H229ZM49 44H50V45H49ZM62 44H63V43H62ZM62 44H61L60 46H62ZM173 44H175V43H173ZM173 44H171V45H173ZM214 44H215V43H214ZM247 44H248V46H249V43H247ZM263 44H264V43H263ZM263 44H260V45H259V46H260L259 48H261V47L264 48V47H263V46H264ZM175 45H176V44H175ZM185 45H186V44H185ZM189 45H190V44H189ZM189 45H188V46H189ZM203 45H204V44H203ZM203 45H202V46H203ZM208 45H209V44H208ZM222 45H223V44H222ZM233 45H234V44H233ZM233 45H232V46H233ZM252 45H253V44H252ZM261 45H263V46H261ZM60 46H59V47H60ZM173 46H174V45H173ZM176 46H178V45H176ZM176 46H174V47L176 48ZM180 46H181V45H180ZM191 46H194V45L191 44ZM202 46H201V49H204L205 47L203 48ZM220 46H221V45H220ZM229 46H230V45H229ZM236 46H237V47H240V46L237 45V44H236ZM62 47H64V46H62ZM174 47H172V46L169 47V46H168V50L170 51L169 48H172V49L174 50V49H175ZM183 47L185 48V46H183ZM186 47H187V46H186ZM209 47H210V46H209ZM217 47H218V48H215V49H217V50H219V49H223V48H224V47L221 48V47H219V46H217ZM253 47H254V46H253ZM253 47L251 48V45H250L249 48H248V50H250V49H254ZM255 47L257 48L258 46H256V44H255ZM52 48H53V47H52ZM184 48H182V50H181V48H180V49L178 48V49H179L178 51L181 50L182 55H184L183 53H185L186 50H187V48H186V50L184 51V50H183ZM190 48H191V47H190ZM190 48H189V49H190ZM192 48H194V47H192ZM207 48H208V46H207ZM211 48H214L213 43H211ZM229 48H230V47H229ZM259 48H257V49H259ZM24 49H25V48H23L22 51H23ZM231 49H232V47H231ZM243 49H245L244 51H245L246 53L248 52L247 48H243ZM243 49H242V50H243ZM43 50H46V49H43ZM59 50H60V49H59ZM198 50H199V53H196L195 51H197V50H194L195 55H196V54H201L200 49H198ZM206 50H207V49L202 50L203 53H204V54L202 53L203 56H204V58L207 57V55H205ZM209 50H210V49H209ZM209 50H208V52H209ZM234 50H235V48H234ZM242 50H241V51H242ZM25 51H26V50H25ZM40 51H41V50H40ZM51 51H52V50H51ZM51 51H50V52H51ZM62 51L64 52V50H62ZM171 51H172V50H171ZM183 51H184V52H183ZM204 51H205V52H204ZM213 51H214V50H212L211 53H209V54H212ZM215 51H216V50H215ZM215 51H214V52H215ZM259 51H260V52L262 51L261 55L264 53V49H261V50H259ZM42 52H43V51H42ZM44 52H45V51H44ZM48 52H49V51H48ZM48 52H47L46 54H48ZM50 52H49V53H50ZM53 52H54V51H53ZM188 52L191 53V51H188ZM256 52H258V51L255 50L254 53L251 52V53H252L251 55L256 54ZM260 52H259V53H260ZM55 53H56V51H55ZM55 53H54V54H55ZM176 53L178 54V52H176ZM194 53H193V54H194ZM230 53H231V52H230ZM235 53H236V50H235L234 54H235ZM246 53H244V54H246ZM259 53H257V54H259ZM46 54H45V55H46ZM51 54H52V53H51ZM54 54H53L52 56H54V58H55V57H56V54H55V55H54ZM58 54H59V52H58ZM234 54H233L232 56H230V57H234V58H235L237 55H234ZM60 55H62V54H60ZM227 55H228V54H227ZM47 56H49V55H47ZM52 56H51V57L49 56L50 58L47 57L46 59L49 60V59L52 58ZM178 56H179V55H177L176 57H178ZM189 56H190V57H189ZM191 56H193V55L188 54V56H187L186 58H185V56L182 57V58H185V59H189V58H190V59H191ZM199 56H200L201 58L198 59V60H199L198 62H200V60H201L200 63H202L203 65H204L205 62L209 59V58H208V59H206V60L204 61V58H202V55H198V57H197V56H193V57H194V58H199ZM209 56L212 57L211 55H209ZM209 56H208V57H209ZM243 56H244V57H243L244 59H245V57H246V58L248 57V56H245V55H243ZM255 56H256V55H255ZM262 56H263V55H262ZM57 57H58V56H57ZM227 57H229V56H227ZM257 57H258V59H259V57H261V56L257 55L256 58H255V60L257 59ZM263 57H264V56H263ZM263 57H262V58H263ZM179 58H180V57H178L177 59H179ZM182 58H180L181 61H183ZM234 58H233V59H234ZM236 58H237V57H236ZM250 58H251L252 60L254 59V58H252V56H250ZM192 59H193V58H192ZM192 59L189 60V61H192ZM212 59H213V58H212ZM224 59H227V61H226L224 64H225V65L228 64V66H225V67L228 68V67L231 65V66H230L231 69H232L233 66H234V65H232V63H233L234 61H237V59H236V60L234 59L233 62H232V61H231L232 59H231L230 61H231L232 63H229V62H230V61L228 62L229 58H224ZM251 59H245V60H251ZM258 59H257V60H258ZM48 60H47V61H48ZM51 60H52V59H51ZM51 60H49V61L52 62ZM60 60H61V59H60ZM196 60H197V59H196ZM196 60H195L194 62H196ZM216 60H217V62L215 61V59H214V60H210V59H209V63H211V61H215V63H217V64H218V63H223V62H224V61H221V62H220L218 59H216ZM255 60H254V61H255ZM41 61H44L43 63H45V60L42 59ZM47 61H46V62H47ZM53 61H54V60H53ZM66 61H67V60H66ZM127 61H128V60H127ZM189 61H188V62H189ZM55 62H56V67L59 66L58 69H57V68H56V69H57V70H59V68L62 69V67H60V65H57L58 62H57V61H55ZM179 62H180V61H178V60H177V62H176V58H175V60H174V64H176V65L173 64V66H174L173 68H174V69L177 68V65H178ZM188 62H186V60H185V63H186V64H185V63H184V64L187 66ZM194 62H193V63H194ZM207 62H208V61H207ZM207 62H206V63H207ZM250 62H251L252 64L254 63L253 61H250ZM40 63H41V62H40ZM53 63H54V62H53ZM59 63H60V62H59ZM200 63H197L198 66H199V67H203V66H201ZM209 63L206 64V65L210 66V65H212L214 62L211 63V64H209ZM234 63H235V62H234ZM234 63H233V64H234ZM247 63H248V62H247ZM256 63H257V62H255V64H254L253 66H255ZM48 64H49V62H48ZM65 64H68V62L64 63V65H65ZM129 64H130V63H129ZM179 64H182V63L180 62ZM194 64H195V63H194ZM197 64H195V65H197ZM224 64H223V65H224ZM229 64H230V65H229ZM236 64H237V63H236ZM185 65H182V66H185ZM206 65H205L204 67H206ZM219 65H221V64H219ZM223 65H221V67H222ZM249 65H250V64H249ZM251 66H252V65H251ZM257 66H258V67H257ZM68 67H71V66H69V64H68ZM179 67H181V66H178L177 71H178ZM212 67H213V66H212ZM235 67H236V66H235ZM235 67L233 68V70L236 69ZM256 67H257L256 70H254V69L251 68L252 72H253V70L255 71V72H253V73L250 72V75H251V74H254V75H251L252 77L255 76L258 72H261V71H262L261 69H263V68H262L261 66H259L258 64L256 65ZM259 67H261L260 71L258 70ZM63 68H65V67H63ZM173 68H172V71H173ZM65 69H68V68H65ZM222 69H223V67H222ZM229 69H230V68H229ZM62 70H63V69H62ZM62 70H61V71H62ZM68 70H69V69H68ZM183 70H184V69H183ZM224 70H225V69H224ZM227 70H228V69H227ZM263 71H264V69H263ZM174 72H176V71H174ZM178 72H179V74H177V75H181V73L184 72V71H182V69L180 68V70H179ZM178 72H176V73H178ZM176 73H174V74H176ZM263 73H264V72H262L261 74H263ZM56 74H57V77H58V75L61 74V73H60V71H58V73H56ZM64 74L66 75L67 73H64ZM170 74H172V73H170ZM233 74H235V72H233ZM233 74H232V75H233ZM236 76H237V74H236ZM236 76H235V77H236ZM62 77H63V76L60 75V78H62ZM231 77H232V78H230V76H229L228 79H229V80L231 79L230 81L232 82V85H234V84H235V83H234V80H235V79L232 80L234 77H233V76H231ZM252 77H250V79H251ZM58 78H59V77H58ZM60 78H59V79H60ZM239 78H240V77H239ZM253 78H254V77H253ZM255 78H256V77H255ZM239 80H240V79H239ZM230 81H228V82H226V83H229ZM235 81H238V80H235ZM231 82H230V83H231ZM259 82H260V81H259ZM233 83H234V84H233ZM237 83H239V82H236V84H237ZM236 84H235V85H236ZM258 84H259V85L261 84V85H260V86H259V85H256V86H258L259 89H260V88L262 89V87L264 86V85H263L264 82H261V83H258ZM232 85H229V84H228V86H230V87H231ZM241 85H242V84H241ZM170 86L172 87V86H174V84H172V85H170ZM226 86H227V85H226ZM226 86H224V87H226ZM242 86H244V88H245V87L248 86V84H247V86H246V84H244V85H242ZM256 86H255L254 88H252V89H254V92H255V90H256V88H257ZM221 87H223V86H221ZM224 87H223V88H224ZM230 87H228V88H230ZM234 87H235V86H234ZM234 87H233V88H234ZM236 87H237V86H236ZM248 87H249V86H248ZM175 88H176V85H175ZM175 88H174V89H175ZM196 88H197V87H195V89H196ZM228 88H227V90H228ZM239 88H240V90H241V87H238L237 89H239ZM244 88H243V91H244V92H241V91H240L239 94H240V93H241V94H242V93L247 94V93H246L247 91L244 90ZM172 89H173V87H172ZM195 89H193V90H195ZM197 89H199V88H197ZM201 89H203V88H201ZM231 89H232V87H231ZM237 89H232L231 91L228 90V91H230V93L234 90L231 94H228V93H227L228 91L225 92V93H227L228 97H229L230 95H233V94H234L233 97L236 98L235 95H236V92H238V91L235 92V90H237ZM245 89H250V88H245ZM204 90H206V88H205ZM250 90H251V89H250ZM263 90H264V89H263ZM43 91H44V90H43ZM47 91H48V90H47ZM199 91H200V90H199ZM215 91H216V90H215ZM222 91H223V90H222ZM44 92H45V91H44ZM53 92H54V91H53ZM201 92H202V93L199 92V93H200L199 96H200L201 98H202V97L204 98V94H205L204 92H206V91H204V92L201 91ZM216 92H218V91H216ZM249 92L252 94V96H251L250 98H252V99L254 98V99H255V97L257 96V93H258V92L256 91V93H255V97H253V96H254V92L252 93V90L249 91ZM262 92H264V91H262ZM262 92H261V94H259L260 98H261V96L263 95ZM50 93H52V92H50ZM194 93H198V92L194 91ZM203 93H204V94H203ZM213 93H215V92H213ZM45 94H48V92L45 93ZM45 94H44V95H45ZM58 94H62V93L59 92ZM220 94H222V92H221ZM220 94H216V95H219V96H218V97L215 96L214 98H216V97L219 98V97L221 96ZM49 95H50V94H49ZM53 95H56V94L54 93ZM53 95H51V96H53ZM62 95H63V94H62ZM62 95H61V96H62ZM195 95H196V94H195ZM202 95H203V96H202ZM223 95H224V93H223ZM249 95H250V94H249ZM249 95H245V96H247V99H249V98H248ZM51 96H50V97H51ZM199 96H197V99H199ZM224 96H225V95H224ZM239 96H241V95H239ZM239 96L237 95V98H240ZM259 96H258V98H259ZM57 97H60V95L57 96ZM194 97L196 98V96H194ZM212 97H213V96H212ZM212 97H211V98H212ZM225 97H226V96H225ZM241 97L243 98V100H246L247 102L249 101V100H247L246 98H244L243 95H242ZM48 98H49V97H48ZM53 98H55V96H53ZM217 98H216V99H217ZM258 98H256V99H258ZM260 98H259V100L262 101V99H260ZM263 98H264V96H263ZM197 99H196V100H197ZM222 99H224V98H222ZM254 99H253V100H254ZM256 99H255V100H256ZM211 100H212V99H211ZM217 100H218V99H217ZM232 100H233V99H232ZM235 100H237V101H234V102L231 101V102L233 103V105H234L236 102H238V104H239L240 101H242L241 99H235ZM239 100H240V101H239ZM177 101H178V100H177ZM177 101H176V102H177ZM199 101H201V99H200ZM199 101H197V102L200 103ZM202 101H203V103L205 102V100H203V99H202ZM202 101H201V102H202ZM220 101H221V98H220ZM220 101H219L218 103H220ZM224 101H226V100H224ZM224 101H222V103H224ZM257 101H258V100H257ZM176 102H172V104H171V105L174 104V107H175V108L178 107L179 104H180V102L178 101L179 103L177 102V103H178V106H177V104L175 105ZM214 102H215L214 104H213V102H211V104L209 105V106L212 107V110H210L211 107L209 108V110H208V108L205 109V107L208 106V104L205 105L206 103L203 104V105L201 106V108L204 107V109H205L206 111L208 110L207 112L204 111V112L200 113L203 117L206 116V115H203L204 113L207 114V113H209L210 111H213V107L216 108L215 106H216V105H219V104H216V100H214ZM249 102H250V101H249ZM263 102H264V101H263ZM209 103H210V102H209ZM222 103H221V104H222ZM232 103H231V104H232ZM243 103H244V102H241V105H240V104H239V105L241 106L240 108H242V109H241V110H242L241 112H242V113H245V112H243V110L246 111V108L244 107V106L246 105V103H245V104H243ZM250 103H251V102H250ZM200 104H201V103H200ZM200 104H199V105H200ZM238 104H237V105H238ZM256 104L258 105L259 103L252 102L251 105H248V104H247V105L251 107V106H253V105L255 106ZM262 104H263V103H262ZM162 105H163V104H162ZM212 105H213V106H212ZM223 105H225V106H223V107H225V108H223V110L227 109L228 106L226 105V103H224ZM237 105H236V106H237ZM259 105H261V103H260ZM263 105H264V104H263ZM180 106H181V105H180ZM180 106H179V107H180ZM209 106H208V107H209ZM254 106H253V107H254ZM261 106H262V105H261ZM161 107L163 108V106H161ZM167 107H168V109H165V110H168V111L172 110V109H170V107H172V106H168V105H167ZM167 107H165V108H167ZM257 107H258V106H257ZM257 107H256V108L254 107V109L251 108V109H253L252 112H254L255 109H257V110L254 112V113H255V114H254V116H255L254 118H255V119H254V118H253L254 120L252 119V120L254 121V122L252 121V124L254 123V124L252 125V127L254 128V126H255V125L257 124V122H258V124H257L258 127L256 126L257 128L255 127L254 129H257V130L260 131V133H261V132H262L261 129H264V127H262V125L264 126V123H263V124H262V123L260 124L259 121L256 122L255 120H257L258 118H260V115H261V114H260L259 112L262 111V110H264V109H262V107H261V108H260L261 110L259 109V110H260V111H259V110H258L259 107H258V108H257ZM218 108L221 109V106H218ZM218 108H216V109H218ZM229 108H230V107H229ZM229 108H228V109H229ZM243 108H245V109H243ZM169 109H170V110H169ZM204 109H202V110H204ZM216 109H215V111H217ZM220 109H219V110H220ZM234 109L236 110L237 108H236V107H235V108H232V109L230 108L229 110H230V111L232 110V112H233ZM248 109H249V111H251V109H250L249 107H248ZM145 110H146V109H145ZM147 110L149 111V109H147ZM165 110H164V111H165ZM229 110H228V111H229ZM215 111H214V112H215ZM220 111H221V110H220ZM220 111H219V112H220ZM228 111H223V112H221V113H222V116H225V115H227V113H228V116L226 117L227 119H225L224 122H225V121H228V118L230 117V114H231V115L234 114V113H232V112H230V111H229V112H230V113H229ZM249 111H247L246 114L251 113V112H249ZM258 111H259V112H258ZM166 112H167V111H166ZM219 112H216V113L219 114ZM226 112H227V113H226ZM235 112H236V111H235ZM257 112H258L259 116H257V115H258V114H256ZM263 112H264V111H263ZM263 112H262V116L264 115ZM169 113H171V112H169ZM210 113H211V115H210V114H209V115L212 116L213 112H210ZM216 113H214V114H215V115H218V114H216ZM221 113H220L219 115H221ZM223 113H226V114L223 115ZM237 113L241 114V113H240V110H238V111L235 113V115H236ZM201 115H198V116L202 117ZM215 115H214V116H215ZM235 115H232L229 119H230V120H236V119H238V118H236L237 116H235ZM234 116H235V117H234ZM256 116H257V117H256ZM262 116H261V117H262ZM196 117H197V116H196ZM219 117L222 118V119H224V117H221V116H219ZM233 117H234V118H233ZM198 118H199V117H198ZM232 118H233V119H232ZM235 118H236V119H235ZM262 118L264 119V117H262ZM195 119H196V118H195ZM202 119H203V118H202ZM202 119H198V120H199L198 124L195 123L196 121L194 122V123H195L194 126L199 125V126L197 127V130H199V128L201 129V127L203 126L202 123H200V120L202 121ZM263 119L261 120V122L263 121ZM198 120H197V121H198ZM230 120H229V121H230ZM44 121H46V120H44ZM48 121H49V120H48ZM48 121H46V122H48ZM203 121H205L204 123H206V124L208 123V122H206V118H204ZM236 121H237V120H236ZM236 121L234 122L233 125H235L236 127H239V126H237V125H240V124H235ZM49 122H50V121H49ZM224 122H223V124H224V128H225L226 126H228V127H229V126H230V127L233 126V125H231V124H232V121H231V123L228 122V123H229V124L227 123L228 125H227L226 123H224ZM250 122H251L250 120L247 121V127L250 126ZM255 122H256V124H255ZM51 123H52V122H51ZM204 123H203V124H204ZM243 123H246V122H243ZM248 123H249V124H248ZM200 124H201L202 126H201ZM206 124H205V125L203 126V128H202V129H203L202 132L205 131L204 133L200 134L202 129L198 131V132H200V133H198L197 131H195V133H198V134L201 136V138H199V139H197L196 141H194V140H193L194 137H192V140H193L192 143H193V144H196V143H197L196 145L199 146V143L202 142V140H201L200 142H197V141H199L200 139H202L203 136H205V134L207 135V134H209L210 132H212V131H213V130H212L213 128H214V130H215V133H214V132H213V133H210V135L212 134V135H211L212 139H210V138H209V139L206 138V137H208V136L204 137L203 140L206 139L205 142L203 141L204 144L214 145V144H211V143H215V145H216L219 141L222 142V143H224V144H226V142H227L228 144L230 143L232 146L234 145L233 148L230 147L231 145H229V147H230L231 149L228 147V145H225V149L228 147V149H230V150H228V149H227V150L230 152L231 150H233V149L237 146L236 144L239 143V142L236 143V142L234 141V139L232 138V135H233L232 131L235 130L236 127H235V128H233V127L228 128V127H227V129H228V133L226 134V130H227V129H223V126H222L221 128H220V127H216L217 129H220V131H221V132H220L219 130L215 129V127H214L213 125H211V124L206 125ZM242 125H243V124H242ZM46 126H47V125H46ZM192 126H193V125H192ZM206 127H209V130H212V131H210V132L208 131V132H209V133H208ZM46 128H47V127H46ZM232 128H233V129H232ZM253 128H252V129H253ZM259 128H260V129H259ZM27 129H29V127H28ZM27 129H26V130H27ZM229 129H230L231 131H230ZM257 130H255V131H257ZM229 131H230V132H229ZM237 131L240 132V131H243V130H236V132L234 133V135L237 134ZM192 132H194V130H193ZM218 132H220V133H218ZM195 133H194V134H195ZM224 133L226 134V136L223 135ZM231 133H232V134H231ZM241 133H242V132H241ZM241 133H238L236 136H239V134H241ZM243 133H246V131H244ZM247 133H249V131H248ZM213 134H215V135H213ZM217 134H220V135L217 136ZM221 134H222V138H224L225 141H221V140H220V139H222V138H221ZM251 134H252V133L250 132V134H245L244 136H249V135H250V136H254L253 134H252V135H251ZM258 134H259V133H258ZM230 135H231V136H230ZM241 135H242V134H241ZM260 135H262V133H261ZM193 136H196V135H193ZM214 136L217 137V138H215V139H217V142H215V140L213 139ZM229 136H230V138H228ZM236 136H235V137H236ZM250 136H249L248 138H252V137H250ZM263 136H264V132H263L262 137H263ZM197 137H199V136L197 135ZM219 137H220V139H219ZM225 137H226L227 139H226ZM254 137H255V136H254ZM231 138H232V141L230 142ZM256 138H257V137H256ZM256 138H255V139H256ZM259 138H260V139H263V138H261V137H259ZM259 138H257L256 140L254 139V141L256 142L255 144H257V141H258V144H257L256 146H255L254 144H249V143H253V142H254V141L250 142V140L247 142V146H248V145H249V146L252 145L253 147H250L252 150L255 149L254 147L258 148V147L260 146V142H259L260 140H258ZM194 139H196V137H195ZM209 140H210V141H209ZM222 140H223V139H222ZM228 140H229V141H228ZM263 140H264V139H263ZM263 140H262V142H263ZM213 141H214V142H213ZM194 142H195V143H194ZM203 142H202V143H203ZM207 142H208V143H207ZM220 142L218 143L219 145L217 144V146H214V147L216 148V147H219V146H220V147H219V150H220V148H221L222 150H225V149L222 147L223 144L220 143ZM233 142H234V143H233ZM76 143H77V142H75V144H76ZM202 143H200V145H203ZM209 143H210V144H209ZM263 143H264V142H263ZM186 144H187V143H186ZM220 144H222V145H220ZM4 145H5V144H4ZM196 145H195V146H196ZM238 145H239V144H238ZM241 145H243V144H241ZM183 146H186V145L183 143L182 147H183ZM239 146H240V145H239ZM239 146H237V148L242 147V146H240V147H239ZM249 146H248V149H247L248 151L251 150V149L249 148ZM0 148H1V147H0ZM5 148H6V146H5ZM17 148L20 149V147H18V146H17ZM237 148H236L235 150H237ZM245 148H247V147H245ZM261 148H262V149H261ZM2 149H3V148H2ZM258 149H259V148H258ZM260 149L264 151V145H262V146L260 147ZM260 149H259V150H260ZM3 150H4V149H3ZM182 150H183V151L186 150L185 147H184ZM239 150H241V149H239ZM239 150L234 151V152L237 154V152H238ZM259 150L257 151V150L255 149V152L257 151V159H258V157H260V159H262V158H263L262 156H258V155L260 154V152H261V150H260V151H259ZM5 151H6V149H5ZM5 151H4V152L2 151V152L5 153ZM228 151H227V152H228ZM0 152H1V150H0ZM234 152H232V153L234 154ZM249 152H250V151H249ZM255 152H254V154H255ZM46 153H47V152H46ZM46 153H45V154H46ZM184 153H186V151L183 152V155H185ZM218 153H220V151H218ZM230 153H231V152H230ZM230 153H229V154H230ZM232 153H231V154H232ZM252 153H253V151H252ZM0 154H1V158H0V159H2V161H3L2 153H0ZM47 155H49V154H47ZM186 155H187V154H186ZM186 155H185V156H186ZM225 155H226V154H225ZM262 155H264V154H262ZM185 156L183 157V159H185L184 162H183L184 164H185V162H186V163H187V162H190V163L193 162V161H190V160H193V159H190L189 157H197V156H191V154H190V156L187 157V158L189 159V160H188ZM218 156H219V155H218ZM218 156H217V157H218ZM220 156H223V155H220ZM227 156H228V155H227ZM227 156H224V157H227ZM235 156H236V155L234 154V155L231 156V157L233 158V157H235ZM12 157H13V156H12ZM228 157H230V156H228ZM220 158H222V157H218V159H220ZM232 158H231V159H232ZM237 158L240 159L239 156H238ZM253 158H254V157H253ZM197 159H198V158H197ZM257 159H256V161L259 162ZM13 160H14V159H12V161H13ZM195 160H196V159H195ZM195 160H194V161H195ZM221 160H222V159H220L219 162H220ZM227 160H228V158H227ZM12 161H11V162H12ZM181 161H182V160H181ZM181 161H180V163H182ZM223 161H225V159H223ZM223 161H221V162H223ZM231 161H232V160H231ZM235 161H236V160H235ZM239 161H241V159H240ZM253 161H254V160H253ZM6 162H7V161H6ZM9 162H10V161H8L7 164H9V165H10V164H13V163H9ZM225 162H226V161H225ZM229 162H230V160H229ZM229 162H228V164H229ZM249 162H251V161H249ZM249 162H247V163H249ZM254 162H255V161H254ZM257 162H256V163H257ZM262 162H264L263 159H262ZM15 163H18V161L15 162ZM169 163H172V162H168V163H167V164H168L167 166H168L169 168L173 167V168L175 169V165L172 164L173 166L170 167V166H169ZM223 163H224V162H223ZM226 163H227V162H226ZM256 163H255V164H256ZM259 163H261V162H259ZM187 164H188V163H187ZM192 164H194V162H193ZM205 164L207 165V163H204V164H202L201 166L203 167V166H205ZM232 164L234 165V163H232ZM232 164H231V165H232ZM239 164H241V163L237 162V165H236V166H238ZM253 164H254V163H253ZM255 164H254V165H255ZM48 165H49L48 169H51L50 171L52 172V167H51L52 164H49V162H48L47 165H46V167H47ZM164 165H166V164H163L162 168L165 167ZM223 165H224V164H223ZM223 165H221V167H222ZM233 165H232V166H233ZM254 165H253V166H254ZM258 165H261V164H258ZM263 165H264V164H263ZM4 166H5V165H4ZM218 166H219V165H216L215 169H212V170H213V171H214V170H217V169H218V168H217ZM229 166H230V164L227 166L228 168L226 167V168H224V169H229ZM236 166H235V168H236ZM242 166H243V165H242ZM247 166H248V165H247ZM247 166L245 165L244 167H241V168H245V167H247ZM261 166H262V165H261ZM46 167H45V170H46ZM50 167H51V168H50ZM184 167H185V165H184ZM207 167L209 168V170H210V167L212 168V166H209V165H208V166H206V168L203 169L202 171L206 170ZM213 167H214V166H213ZM249 167H251V166L249 165ZM256 167H257V166H256ZM256 167H255V168H256ZM0 168H1V170H3V167H2V166H1ZM203 168H204V167H203ZM222 168H223V167H222ZM255 168H253V170H254ZM261 168H264V167H261ZM261 168L259 169V171H261ZM48 169H47V170H48ZM165 169H166V168L163 169V172H164ZM174 169H173V170H172V168H171V170H168V168L166 169V170H168V171H173V172H172L173 175H171V177H173L172 179H175V178H176V175L178 174V173H177V174L174 175V172H175V173L178 172V171H174ZM200 169H201V167H200ZM219 169H220V168H219ZM232 169H233V168H232ZM238 169H239V168H238ZM248 169H249V168H248ZM5 170H6V167H5ZM101 170H102V169H101ZM101 170H100L99 168H97V171H98V172L101 171ZM111 170H112V169H111ZM209 170H208V171H209ZM249 170H250V169H249ZM93 171H94V170H93ZM202 171L200 170V172H202ZM210 171H211V170H210ZM218 171H219V170H218ZM223 171H224V170H223ZM233 171H234V172L237 171V173L240 172L241 174H243V172H246V171L241 172V171H239V170H233ZM247 171H248V170H247ZM256 171H258V169H256ZM1 172H2L3 174H5V172L0 171V175H1ZM104 172H105V170H104L103 172L101 171V174H100V175H102V173H104ZM211 172H212V171H211ZM216 172H217V171H215L214 173H216ZM219 172H221V169H220ZM219 172H217L216 174H219ZM226 172H228V170H227ZM234 172H233V173H234ZM263 172H264V170H263ZM263 172H262V173H263ZM8 173H9V172H8ZM109 173H110V175H112L111 173H113V172H112V171H111V172L109 171ZM165 173H168V172L165 171ZM165 173H164V174H165ZM170 173H171V172H169V174H170ZM179 173H180V172H179ZM205 173H206V172H205ZM205 173H204V174H205ZM209 173H210V172H208L207 174L209 175ZM237 173H235V175H234V174H233V175L236 177ZM262 173H261V174H262ZM113 174H114V173H113ZM147 174H148V173L146 172L145 175L147 176ZM164 174L162 173V176L160 175V176H161V179H160V180H162V177H163V176H167V175H169V174H167V175H166V174L164 175ZM207 174H206V175H207ZM211 174H212V175H211ZM216 174H215V175H216ZM224 174H226V173L224 172ZM224 174H223V172H221L220 176L217 175V176H218L217 179H219L220 177H223ZM241 174H240V175H241ZM247 174H248V173H246V175L244 174V176L241 175V178H238V177H237V179H239V180H236V179H234V177H233V175H232V170H231V174H230V175L227 173L228 178L232 175L231 177H233L232 179H234L233 182H234L235 180L237 181V183H235V182H236V181H235L233 185H234V186H235V185H238V186H237L238 188H236V189L234 188V189H235V190H237V189L240 190V191L237 190V192H238L237 194H238V195L236 194L237 196H236L235 198L233 197L234 195L232 196L231 194L229 195V194L227 193V194L229 195V197H230V198H229L230 201H231V199H232V202H234V201L240 199L241 197L238 198V196H242V195L247 194V192H249L248 190H251V189H252V190L254 191V189H255V187H256L255 185H258V183L262 181L261 179H264V176H263L264 174L259 176V175H258L259 172H258V174L256 173V176L258 175L257 177H260V178H259V180L256 179V180H258V181H257V183H255L256 180L253 179V178H254L253 176H255V174L252 173V174H254V175L252 176V174L249 173V174H251V175H249L248 178H252V177H253L252 179L254 180L253 183H250V182H249V183H250V184H253L255 187H254L253 185H252V186L249 185V183H248V185H247V184H244V183H243V182L247 183V182L245 181V180H247V179H245V178H247V177H246ZM5 175L7 176V173H6ZM149 175H150V174H149ZM178 175H182V176H181V179L178 181V179L180 178V176H178L177 179H176L178 182L175 180L176 183H175L174 185H176V184L178 185L180 181H184V183H185V181L188 179V178L186 177L187 179L184 180V179H185L184 173H183V174L180 173V174H178ZM200 175H201V174H200ZM202 175H203V174H202ZM202 175H201V176H202ZM240 175L238 174L239 177H240ZM3 176H4V175H2L1 178H2ZM6 176H5V178L3 177V179H2V182L4 181L5 184H6V179L8 178V177L6 178ZM174 176H175V177H174ZM183 176H184V177H183ZM209 176H212V179H214V178L216 179V177H213V173H210ZM140 177H145V176L142 175V176H140ZM147 177H148V176H147ZM153 177H154V174H153ZM156 177H157V175H155L154 179L152 178L153 181L151 182V185H153L152 183L154 182V180L156 179ZM168 177H169V176H168ZM168 177H167V179H168ZM171 177H169L168 182H169V180H170ZM231 177H230V178H231ZM145 178H146V177H145ZM149 178L151 179V177H149ZM163 178H164V177H163ZM183 178H184V179H183ZM198 178H199V177H198ZM201 178H204V179H202V180L200 179L201 181H204L206 178H207L206 181H207L208 179L211 181V182L208 183L209 185L206 183V184L203 186V188H204L205 186L209 187V189H206V190H208V191H205V192H206V194H205L206 197H209L208 195H214V194H217L218 196L214 195V199H215V197H216V198H217L216 201L219 200V199H220L219 196H222V195H219V194L222 193V192H221V191H220V192H215V191L213 190V189H217V188H219V187H218L219 184L214 185V183H213V186H212V184H210V183L213 182L212 179H210V178H208V177H206V178H205V177H201ZM225 178H226V177H223L224 180H223L222 178H220V179H221V181L223 180L222 182H227V181L230 180V179L227 180L228 178H226V179H225ZM141 179H142V178H137V180H139L138 182H136L137 180H136V181H133V180H132V182H131L132 185H129V186H127V187H131L132 189H134L133 187H136V188L138 189L139 185H142V186H143V184L146 185L145 183L141 182ZM157 179L159 180L158 177H157ZM167 179H163V180H167ZM215 179H214V180H215ZM220 179H219V180H220ZM243 179H244V180H243ZM142 180L144 181L145 179H142ZM158 180H157V184H159V185H160V184H163V185L166 184V185H168V183H166L167 181H165L164 183H160V182H163V180H162V181H159V183H158ZM219 180H217V183H219V182H218ZM240 180H241V181L243 180L242 182H240V183H243V184H241V185L238 184V183H239L238 181H240ZM253 180H252V181H253ZM0 181H1V179H0ZM7 181H8V180H7ZM130 181H131V180H130ZM187 181H188V180H187ZM197 181H198V180H197ZM252 181H251V182H252ZM263 181H264V180H263ZM8 182H9V181H8ZM133 182H134V183H137V184H139V185L136 184V185L134 186V183H133ZM155 182H156V180H155ZM170 182H172V183H169L170 185H169L168 187H171V188H172L174 181H170ZM192 182H194V181H192ZM214 182H215V181H214ZM229 182H230V181H229ZM231 182H232V181H231ZM231 182H230V183H227L226 185H225V183H223V184H224L223 186H226L225 189H227V188L229 187V188H230L229 191H232L231 186H229V185L231 184ZM184 183H183L182 185H184ZM188 183H190L189 181L187 182V185H190V184H188ZM196 183H198L199 186H201V185H203L205 182L202 183V184H201V182H195V184H196ZM5 184H4V186H5ZM221 184H222V183H221ZM126 185H128V183H127ZM148 185H149V184H148ZM166 185H165V186H166ZM180 185H181V183H180ZM180 185H179V186H180ZM210 185H211V186H210ZM231 185H232V184H231ZM246 185H247V186H246ZM4 186L2 185V186H1V189H0V193L3 192L2 194L5 193V190L7 191V187L10 186V182H9V185H8V183H7V186H5L6 189H5V188L2 189V187H4ZM50 186H52V185H50ZM160 186H162V185H160ZM227 186H228V187H227ZM239 186H240V187H239ZM245 186H246L247 188H248V186H249L250 189L244 188ZM52 187H53V186H52ZM176 187H177V186H176ZM176 187H175V188H176ZM187 187H190V189H192V188H191L192 185L187 186ZM193 187H195V185H193ZM196 187L199 189V191L202 192V189H203V188L200 190V188H201L202 186L199 188L198 185H197ZM196 187H195V188H196ZM211 187H213V188H211ZM221 187H222V186H221ZM251 187H252V188H251ZM20 188H21V187H20ZM34 188H36V187H33V188L30 187V192L32 191V193L35 192V193H33V194H36L37 192L35 191ZM148 188H149V189H152L150 186H149ZM175 188H173V189L175 190ZM177 188H178V187H177ZM239 188H241V189H239ZM4 189H5V190H4ZM8 189H9V188H8ZM157 189H159V188H157ZM222 189H223V188H222ZM242 189L247 190V192H245V193H243V191L241 192ZM3 190H4V191H3ZM18 190H19V189H18ZM20 190H21V189H20ZM20 190H19V192H18V191H16V192L19 193V194H21V196L19 197V194H18V195L16 194L15 197L17 196V198L20 199L22 196H24L25 198H24V197H23V199L21 198L22 201H26V199L28 200L27 196H29L30 193H29V192H28V193H25V192H24L25 190H26V191H29L28 188L25 189V190H24V188H23L22 191H20ZM33 190H34V191H33ZM59 190H60V189H58V191H59ZM98 190H99V189H98ZM98 190H97V191H98ZM152 190H155V189L153 188ZM159 190H160V189H159ZM204 190H205V189H204ZM209 190H211V191H209ZM252 190H251L250 193L253 192ZM58 191H56L55 193L57 194ZM97 191H90L89 195H91L93 192H94V194L91 195V196H89L88 193H86V194H85L86 196H85V197H82V196H81V198H79V196H80L79 194H81V192L79 191V194L77 195L79 199L76 198L75 201H74V195H75V194H74L73 197H70V198H67V199H61L60 201L64 202V204H63V203L60 204L61 207L59 206V203H60V202H59L58 204H57V202H56L55 205H56V206H59L60 208H63L62 206H63V205L66 206L65 203H68V202H66V201H67L68 199H70V200H71L70 202H73V201H74L76 204H77V202H78L77 200H80L78 204H79V205L82 204V206H83V204L87 203L86 200H87L88 202H89V201L91 202L92 199L95 200L94 197H97L96 199H97L98 201H97V200H96V201L99 202V203H100V201H101V202H102V201L104 202V200H105L104 203L102 202L103 205H104V204L106 203V201H107L106 198L108 197V195H106V194L104 193V195H105L106 197H105L104 195H101V196H100V193H101L102 191L99 190V192L96 194ZM138 191H139V190H138ZM187 191H190V190L187 189ZM193 191H194V190L190 191V192L192 193V195H191V196H187V197H189V198L193 197V195H195V194H193ZM7 192H8V191H7ZM136 192H137V191H136ZM194 192H195V191H194ZM205 192H204V193H205ZM207 192H208V193H207ZM212 192H214V194H213ZM23 193H25V195H24ZM46 193H48V194L50 193L49 195H51V194L53 195V192H51V191H49V192H45L44 194H46ZM55 193H54V195H55ZM73 193H74V192H73ZM73 193H72V194H73ZM102 193H103V192H102ZM102 193H101V194H102ZM160 193H162V192H160ZM188 193H189V192H187L186 194L188 195ZM195 193H196V192H195ZM204 193H203V194H204ZM209 193H211V194H209ZM229 193H230V192H229ZM239 193H240L241 195H240ZM242 193H243V194H242ZM250 193H249V194H250ZM2 194H1V197H2L3 199H4V198L7 199V198H6V195H7V194L5 193V196H4V197L2 196ZM22 194H23V195H22ZM28 194H29V195H28ZM48 194H47V195H48ZM72 194H71V195H72ZM128 194H129V192H128ZM181 194H182V193H181ZM196 194H197V193H196ZM207 194H208V195H207ZM222 194L224 195V193H222ZM47 195H46V196H47ZM54 195H53V196H54ZM136 195H137V193H136ZM179 195H180V192H179ZM198 195H199V194H198ZM228 195H226V197H227ZM46 196H43V199H44V198H46V199L48 198V199H49L50 196H49V197H46ZM53 196H52V197H53ZM92 196H93V197H92ZM102 196H103V197H102ZM183 196H184V195H183ZM183 196L181 195L180 198H179V199L177 198L176 200L183 199V198H182ZM195 196H196V195H195ZM231 196H232V197H231ZM1 197H0V201L3 200ZM15 197L13 198L12 201L15 200ZM58 197H59V196H58ZM104 197H105V198H104ZM130 197H133V196H130ZM176 197H178V196H176ZM218 197H219V198H218ZM226 197L223 196V197H221V198H222V200H226ZM72 198H73V199H72ZM82 198H87V199L82 200V201H84V202L82 203V202H81V199H82ZM91 198H92V199H91ZM98 198H100V200H99ZM184 198H186V197H184ZM193 198H197V199H198L199 196H196V197H193ZM203 198H204V197H203ZM212 198H213V197H211V198H210V197H209V198H206V199H205L206 201L203 199V203H204V201H205L206 203H204V204H207V205L209 206L208 208H210V210L207 208V209L209 210V211H208V210H207V211L210 213L211 209H212V211H213V209H214L215 214H217V215H221V212H220L221 209L219 210V212H217L216 208L219 209V208L223 207V205H225L228 201H227V202H225V201L213 202L214 200H213ZM224 198H225V199H224ZM236 198H238V199H236ZM5 199H4V200H5ZM187 199H188V198H187ZM200 199H202V198H200ZM209 199H210V200L212 199L213 201H209ZM31 200H32V199H30V201H31ZM52 200H53V199H52ZM52 200H50L51 203H52ZM185 200H186V199H185ZM190 200L192 201L193 199H189V201H190ZM198 200H199V199H198ZM220 200H221V199H220ZM227 200H228V199H227ZM5 201H6V200H5ZM7 201H8V200H7ZM7 201H6V202H7ZM15 201H16V200H15ZM15 201H14V202H15ZM20 201H21V200H19V202H20ZM22 201H21V202H22ZM28 201H29V200H28ZM28 201H27V202H28ZM50 201H46V202L49 204ZM76 201H77V202H76ZM96 201H95V202H96ZM167 201L169 202L170 199L168 200V198H167ZM181 201H182V200H181ZM191 201H190V204H191L190 206H186L185 208H183V212H182V210H181L182 213H184V214H185V213H190V209H189V208H193L194 204H192V203L195 202L196 200H193V202H191ZM208 201H209V203H207ZM230 201H229V202H230ZM254 201H255V200H254ZM254 201H252V202H250V203H253ZM257 201H258V200H256L255 203H256ZM6 202H5V204H4V203L1 204V202H0V204L2 205V207L4 206V208H6V207H5ZM21 202H20V203H21ZM27 202H25V204H24L23 202L21 203V208L23 207L24 210H25L26 208H28L29 210H31V211H30L31 214H28L29 212L27 213V211H29V210H27V211L25 210V213L27 214L25 218H28L29 215H30V217H35V215H32V214H36V213H38V212H37L38 209H36V206H39V205H35V206H34V204L32 203L31 206H34V207H32V208L30 209V208H29L30 205H29V203H27ZM31 202H32V201H31ZM31 202H30V203H31ZM199 202H200V201L196 202V205H197L198 208H196V207L194 206V207H195V208H193L194 211H193L191 214H194V215H195L196 213H198V212L201 211V210H200V211H197L198 209H203V208H204L202 202H200V203H199ZM212 202H213V204L216 203L217 206H216L215 208H212V207H214V206H211V207H210V205H211ZM220 202H222V203L220 204ZM229 202H228V203H229ZM238 202H239V201H237L236 203H238ZM26 203H27V204H26ZM53 203H55L54 200H53ZM80 203H81V204H80ZM183 203H184V202H183ZM183 203L181 204V205H183L182 207H184V204H183ZM23 204H24V205H23ZM62 204H63V205H62ZM73 204H74V203H73ZM76 204H74V208L76 207ZM78 204H77V205H78ZM92 204H94V201H92ZM170 204H171V202H170ZM178 204H180V202H179ZM200 204H201V205H200ZM222 204H223V205H222ZM230 204H231V202H230ZM230 204H229V205H230ZM233 204H234V203H233ZM233 204H231V206H232ZM1 205H0V207H1ZM27 205H28V206H27ZM53 205H54V204H53ZM218 205H219V206H218ZM252 205H253V204H252ZM258 205L260 206V203L257 204V207H255L256 209H258V207H259ZM6 206H7V205H6ZM82 206H81V207H82ZM166 206H167V205H166ZM175 206H176V205H174V206H172V207H175ZM201 206H202V207H201ZM204 206H205V205H204ZM225 206H226V205H225ZM231 206H229V208H228V209H229V212L233 209V208H230ZM254 206H255V204H254ZM24 207H25V208H24ZM40 207H42V206H39V211H40ZM53 207H54V208H57V207H55V206H53ZM78 207H79V206H78ZM85 207H86V208H88V207H92V208H94L93 205L90 206V205H87V204L85 205ZM168 207H170V206H168ZM200 207H201V208H200ZM227 207H228V206H226V208H227ZM238 207L242 208L243 206L240 205V206H237V207L234 208V209L237 210ZM246 207H247V206H246ZM246 207H245L244 211H246V209H248V208H246ZM249 207H251V205H250ZM252 207H253V206H252ZM21 208H20V209H21ZM60 208H57V211L61 212V211L63 210V209L60 210ZM156 208H157V207H156ZM156 208H155V209H156ZM158 208H159V207H158ZM170 208H171V207H170ZM170 208H169V209H170ZM176 208H179V205H178ZM186 208H188L189 210L186 209ZM262 208H263V207H262ZM262 208H261V210H263ZM7 209H8V207H7ZM10 209H12V208H10ZM16 209H17V208H16ZM16 209H14L13 211H15ZM72 209H73V208H72ZM155 209H154L155 212L159 211L158 209H157V211H156ZM204 209H206V207H205ZM204 209H203V210H204ZM228 209H225V208H224V211H227ZM234 209H233V210H234ZM24 210H23V211H24ZM187 210H188L189 212H187ZM233 210H232V211H233ZM248 210H249V209H248ZM21 211H22V210H21ZM33 211H35V212H33ZM69 211H71V213H70V214H71V218H72L73 215L75 216V214L72 213L73 210H69ZM99 211L102 213L104 210H101V208H100ZM99 211H97L96 215L98 214ZM149 211H150V210H149ZM149 211H148V213H149ZM152 211H153V210H151V213L148 215V217H150V215L154 212V211H153V212H152ZM160 211H162V210L160 209ZM168 211H169V210H168ZM173 211L175 212V209L173 210V208H172V209L169 211V213H171V212H173ZM177 211H178V210H177ZM177 211H176V212H177ZM207 211L204 210V212H201L200 214L202 215L203 213H205V212H207ZM224 211L222 210V212H224ZM239 211H240V209H239ZM239 211H237V213H239ZM242 211H243V210H242ZM252 211H254V209H253ZM73 212H74V211H73ZM145 212H146V210H145ZM155 212L152 214L153 217H154V214H156ZM181 212H180V213H181ZM208 212H207V213H208ZM229 212H228V213H229ZM257 212H258V211H257ZM257 212H254L252 215L248 214V216H252L250 219H252L253 217L258 219V218H259L258 216H260V215L256 216L257 214H255V213H257ZM263 212H264V211H263ZM7 213H8V212H7ZM15 213H16L15 215H16L17 218H18L17 220L20 221V219H21V218H19L20 216L17 215V212H16V211H15ZM22 213H24V212H22ZM94 213H95V212L92 211V213H90V215H88V213H87V215H88V216H92V215H94L93 217L96 218V216H95ZM101 213H100V214H101ZM169 213L166 214L165 218L168 217ZM178 213H179V212H178ZM178 213H177V214H178ZM180 213H179V214H180ZM209 213H208V214H209ZM211 213H212V212H211ZM213 213H214V212H213ZM213 213H212L211 217L213 216V218L216 219V215L213 214ZM218 213H220V214H218ZM233 213H234V211H233ZM233 213H232V215H233ZM242 213H243V212H242ZM242 213H241V214H242ZM246 213H247V212H246ZM261 213H262V212H261ZM12 214L14 215V213H12ZM38 214H39V213H38ZM143 214H144V213H143ZM157 214H158V213H157ZM157 214L155 215L156 217L159 215V214H158V215H157ZM198 214H199V213H198ZM226 214H227V213H226ZM226 214H225V215H226ZM254 214H255V216H254ZM7 215H8V214H7ZM9 215H10V217L12 216L11 218H13V215H11V214H9ZM9 215H8V216H9ZM31 215H32V216H31ZM39 215H40V214H39ZM39 215H38L37 217H39ZM152 215H151V216H152ZM162 215H163V214L160 213L161 220H164L165 218H164ZM170 215L172 216V213H171ZM181 215H182V214H181ZM181 215H180V216H181ZM187 215L189 216V214H186L185 217H187ZM194 215H193L192 217H194ZM201 215H200V216H201ZM209 215H210V214H209ZM223 215H224V214H223ZM225 215H224V216H225ZM235 215H236V214H234L233 216H235ZM245 215H247V214H245ZM145 216H146V214H145L143 217H145ZM183 216H184V215H182V218H181V217H178V218L176 217V218L178 219V221H181V220L183 221V220H185ZM196 216H197V215H196ZM196 216H195L194 218H197ZM214 216H215V217H214ZM229 216H230V215H229ZM238 216L240 217V215H238ZM261 216H262V215H261ZM10 217H9V218H10ZM30 217H29V219H30ZM82 217H83V216H80V217H79V219H80L81 222H82V219H84V218H82ZM153 217H150V218H153ZM198 217H199V216H198ZM226 217H227V216H226ZM239 217L236 216L235 218L238 219ZM14 218L16 219L15 216H14ZM35 218H36V217H35ZM47 218H48V217H47ZM47 218H46V219H47ZM73 218L76 219L77 217L75 216V217H73ZM73 218H72V221H75V220H73ZM95 218H94V219H95ZM159 218H160V217H159ZM159 218H158V219H159ZM162 218H164V219H162ZM172 218H173V216H172ZM180 218H181V219H180ZM189 218H191V217L189 216L188 219H189ZM217 218H218V216H217ZM220 218H221V220H222L223 217L221 216ZM235 218H233V219H235ZM246 218H249V217L246 216ZM246 218H244V220H246ZM0 219H1V218H0ZM15 219H14V221H15ZM42 219H44V217H43ZM42 219H41V220H42ZM158 219L156 220V222H154V224H156V225H157V224H161V221H159L160 219H159V220H158ZM167 219H169V217H168ZM173 219H175V217H174ZM177 219H175V220H177ZM179 219H180V220H179ZM186 219H187V218H186ZM223 219H224V218H223ZM233 219H232V220H233ZM257 219H256V220H257ZM33 220H34V222H27V223H29V226H30V227L33 225V223L36 224V221H35L36 219H33ZM38 220H40V218H39ZM52 220H53V219H52ZM52 220L50 219V222L48 223L49 225H51V223H52L50 229H54V228L57 227V225H56V226H53L55 223H53ZM91 220H93V219H91ZM91 220H89V221H88V220H87V221L84 220V221L82 222V223H83L82 226H86V227H87V226H89V223H91L90 225H92L93 223L91 222ZM95 220H96V219H95ZM175 220H173V221H175ZM189 220H191V219H189ZM193 220H195V219H193ZM218 220H219V218H218ZM218 220H217V221H218ZM258 220H259V219H258ZM258 220L255 222V224L258 223ZM14 221L9 222V225H10V226H8V223H7L8 221H7V222H4V221L1 219V222H3V223L0 222V224L2 225V226H0V228H4V225H6L5 228H6V230L8 231V230H9L8 227H11V228L13 227V226H11V225H13L12 223H13ZM46 221L48 222L49 219L46 220ZM57 221H58V220H56L55 222H57ZM76 221H79V220L77 219ZM76 221H75V222H76ZM143 221H145V220H143ZM164 221H165V220H164ZM168 221H171V219L166 220L167 223H168ZM182 221H181V222H182ZM236 221H238V222H235V220L233 221V223H232V227H234L235 224L241 225V224H239V223H240L239 220H236ZM240 221L242 222L241 219H240ZM248 221H249V220H246V221H243V222H244V223L246 222L247 225H248V227H250V226H251V223L248 222ZM254 221H255V220H254ZM254 221H253V222H254ZM259 221L261 222V221H264V220H259ZM20 222H22V221H20ZM20 222H19V225H17V227H18V226L21 227L20 232H19L20 227H18V228H19L18 230H17V228H16V225H15L14 227H15V230H17V233H18V234L20 233L21 236L23 237V235H22L23 233H21V232L24 230V228L26 227V229H27V227H28L29 230H31V228H30L27 224H25V223H24V224H25L26 226H25V225H22V223H21V225H20ZM23 222H24V221H23ZM58 222H59V221H58ZM67 222H68V221H67ZM67 222H65L66 225L63 224V225L61 226V229H60V227H59L58 229H59V230H62V228H63V230H64L65 227H67V225H70V222H68V224H67ZM75 222H74V225L78 223V222H77V223H75ZM98 222H99V221H97L96 223H98ZM100 222H101V221H100ZM157 222H159V223H157ZM176 222H177V221H176ZM184 222H186V220H185ZM187 222H188V221H187ZM227 222H230V220L227 221ZM4 223H5V224H4ZM79 223H80V222H79ZM79 223H78V224H79ZM94 223H95V222H94ZM96 223H95V224H96ZM145 223H146V222L143 223V226H144ZM164 223H165V222H164ZM164 223H162V224H164ZM167 223H165V224L168 225ZM172 223H173V222H171L170 224H172ZM221 223H222V222H221ZM246 223H245V224H246ZM261 223H264V222H261ZM3 224H4V225H3ZM80 224H81V223H80ZM85 224H86V225H85ZM95 224H94V225H95ZM101 224L104 225V223H101ZM154 224H152V225L154 226ZM170 224H169V225H170ZM223 224H225V222H223ZM245 224H244V226H245ZM37 225H38V224H37ZM37 225H35V226L32 227V228H33V229H32V232L28 231V229H27V232H26V231H25L26 233L24 232V236H25V235L27 236L29 232H30L29 235H32V233H33V231H34L35 229H36V230H35L34 234L37 232V233H39V234L41 235L40 231H42V232H44V233L47 231L45 227L41 226V224H40V226H41L42 228L37 227ZM103 225H102V226H103ZM105 225H106V224H105ZM141 225H142V224H141ZM141 225H140V226H141ZM148 225H149V224H148ZM230 225H231V224L229 223V227H230ZM238 225H237V226H238ZM253 225H254V223L252 224V226H253ZM259 225H260V223H258L257 225H254L253 228L258 227ZM44 226H45V225H44ZM70 226H73V223H72V225H70ZM92 226H93V225H92ZM97 226H98V224H97ZM162 226L164 227L165 225H161V228H162L161 230H164ZM225 226L227 227V224H225L224 227H225ZM241 226H242V225H241ZM14 227H13V229H14ZM34 227H35V228H34ZM79 227H80V226H79ZM93 227H94V226H93ZM104 227H105V226H104ZM104 227H103V228H104ZM149 227H151V226H149ZM166 227H167V226H166ZM229 227H228V228H229ZM248 227H245V228H246L245 230H249V229H251V228H248ZM7 228H8V229H7ZM38 228H39V229H38ZM90 228H92V227L89 226L88 229H90ZM95 228H96V227H94L93 229H95ZM99 228H101V226H99ZM103 228H102V229H103ZM105 228L107 229V226H106ZM105 228H104V229H105ZM139 228H140V227H139ZM238 228H239V227H238ZM42 229H44V230H42ZM212 229H213V228H212ZM212 229H211V230H212ZM224 229H226V228H224ZM224 229H223V232H225ZM230 229H231V228H230ZM230 229H229V230H230ZM233 229H234V228H233ZM233 229H232V230H233ZM243 229H244V228H243ZM3 230H5V229H3ZM6 230L3 231V233L5 232V234L7 235V234H9V233H6ZM11 230H12V229H11ZM11 230H10V234H11L12 231L15 232L14 230H12V231H11ZM37 230H38V231H37ZM45 230H46V231H45ZM59 230H57V232H59ZM79 230H82V228H80ZM84 230H85V229H84ZM144 230H145V229H144ZM144 230H143L142 232H140V234H141V233H144ZM208 230H210V229H208ZM208 230L205 229L204 231L206 232V231H208ZM211 230H210L211 233L209 232V234H210L211 236H213V238H211V236H209V237H210L211 239H214V235H215L214 233H215V232H213V230H212V231H211ZM226 230H228V229H226ZM255 230H261V229H260V228H259V229H258V228H257V229L255 228ZM55 231H56V229H55ZM95 231H96V230H95ZM102 231H103V230H102ZM214 231H215V230H214ZM220 231H222V230H220ZM234 231H235V229H234ZM237 231H238V229H237ZM237 231H236V233L239 234V233H238L239 231H238V232H237ZM242 231H243V230H241L240 232H242ZM1 232H2V231L0 230V234H1ZM13 232H12V233H13ZM65 232H66V231H64V232H60V233H61V235H66V234H68V231L66 232V234H63V233H65ZM91 232H92V229L89 231V233H91ZM93 232H94V231H93ZM96 232H97V231H96ZM96 232H94V233L96 234ZM105 232H106V231H105ZM105 232H104V233H105ZM107 232H108V231H107ZM212 232H213L214 235H212ZM223 232H221V236H222V237H225L224 235H227V233H229L230 231L227 232V233H223ZM246 232H247V231H246ZM258 232H259V231L256 232L257 234L254 232V234L258 235ZM48 233L51 234V232H47L46 234H48ZM89 233H88V234H89ZM108 233H110V234H106V236H105V234H103V236L107 237V236L111 235V232H108ZM145 233H146V231H145ZM199 233H200V231H199ZM216 233H217V232H216ZM234 233H235V232H234ZM247 233H248V232H247ZM5 234H4V235H5ZM13 234H14V233H13ZM52 234H53V233H52ZM140 234H139L138 236H140ZM146 234H147V233H146ZM163 234H164V231H163L162 235H163ZM200 234H201V233H200ZM200 234H197V235L193 234V235L196 237V236H198V235H200ZM202 234H203V233H202ZM218 234L220 235V232H218ZM222 234H223V235H222ZM230 234H231V233H230ZM230 234H229V235H230ZM240 234H241V233H240ZM242 234H243V232H242ZM242 234H241V235H242ZM248 234L250 235V238H251V237H252V236H251V233H248ZM4 235L1 234L2 237H3ZM6 235H5V236H6ZM29 235H28V236H29ZM69 235H70V233H69ZM69 235H66V236H64V237H68V238L70 239ZM92 235H94V234H92ZM97 235H98V234H97ZM97 235H96V236H97ZM164 235H165V234H164ZM166 235H167V234H166ZM180 235H182V234L180 233ZM203 235H204V234H203ZM207 235H208V233H207ZM207 235H206V236H207ZM5 236H4V237H5ZM9 236H10V235H9ZM18 236H19V235H18ZM71 236H74V234L71 235ZM75 236H78V235H75ZM75 236H74V237H75ZM167 236H168V237H167ZM167 236H164V237L170 239V236H169V235H167ZM206 236L204 237V239L206 238ZM235 236H236V235H235ZM2 237H1V239H0L1 242H3V241H2ZM31 237H34V236H31ZM31 237H29L28 239H27L26 237H23V238H22L23 241H24V243H26L28 240H29V242H30V244H29L30 246H28V243H29V242H28L27 244H25V245H26V248L29 249V250H26V252H25L24 254H22L24 251L21 250L23 246L20 245L19 248L17 247V248L19 249V251L21 250L20 253L22 252L21 254H22L23 258L27 256V255L24 256L26 253L31 254L30 252H31V249H32V248H33V249H37V248H35V247L37 246V244L41 245V246H39V247H42V245L47 244L48 242L46 243V240H49V239H50L51 241L53 240L55 244H56V240H57L58 238H59L60 240H64V239H61V238H60L61 236H59L57 239H56V238L53 239V237H51V238H49V239L46 238L45 241H44V240H41V241H40L39 238H41V236L37 235L36 238H32V239H34V240H35V239H39V242H41V244H40V243H37V240H35L36 242L33 241V243H34L36 246H33V243H31V241H30V240H31V239H30ZM85 237H86V236H84V238H83V237H82V238L85 239ZM105 237H104V238H105ZM118 237H119V236H118ZM118 237H116L117 239H116L115 241L113 240V242H115V245H116V246H110V245L112 244V242H111V241H108V242H110V243H109V246H110L111 248H112V247H114V248H115V247H118V245H117L118 242L116 243V241H118ZM146 237H147V236H146ZM148 237H149V236H148ZM183 237H184V236H183ZM183 237H182V238H183ZM189 237H191V236H189ZM189 237L187 238V240H189ZM195 237H191L192 240H193V243H194V242L196 243V241H195L196 238H195ZM199 237H202V235H201V236H198L197 238H199ZM215 237H216V236H215ZM233 237H234V236H233ZM238 237H240V235H238ZM260 237H261V236H260ZM25 238H26V239H25ZM72 238H73V237H72ZM72 238H71L70 240L66 238V239H65L66 241L63 242V245L61 244L62 246L60 247V250H59V251H62V254H61V255L64 254V251H67V249H69V247L66 246L65 243L68 244V240H69V241H72ZM98 238H99V237H98ZM98 238H97V239H98ZM108 238L111 240L113 237L111 236V237H108ZM121 238H122V237H121ZM125 238H126V237H125ZM140 238H141V239H144V238H142L141 236H140ZM178 238H179V236H178ZM193 238H195V239H193ZM219 238H221V237L218 236V238H216V240H219ZM245 238H246V237H245ZM245 238H244V240H245ZM252 238H253V237H252ZM257 238H258V236H256V239H255V240H257ZM11 239H12V238H9V243H11V242L13 243L14 240H12V241L10 242ZM74 239L77 240V239H79V238L77 237V238H74ZM74 239H73V240H74ZM119 239H120V238H119ZM128 239H129V238L127 237V242L129 241ZM171 239H172V238H171ZM204 239L202 238L201 241L204 240ZM207 239H208V238H207ZM207 239L205 240V243H206V241H208ZM223 239H226V238H221V240H222V245L226 246V244H227L226 242H227V239H228V238L225 240V243H226V244L223 242ZM229 239H230V237H229ZM229 239H228V240H229ZM247 239H248V235H247ZM247 239H246V240H247ZM260 239H261V238H260ZM76 240H75V241H76ZM107 240H108V239H107ZM107 240H106V241H107ZM135 240H136V239H135ZM135 240L133 239L132 242H134ZM190 240H191V239H190ZM197 240L200 241V239H197ZM248 240H251V239H248ZM248 240H247V242H248ZM6 241L8 242V239H7V238H6ZM43 241H44V242H43ZM51 241H49V242H51ZM57 241H58V240H57ZM78 241H80V242H81V241L84 242V240H81V238H80V240H78ZM78 241H77V242H78ZM85 241H86V240H85ZM95 241H96V240H95ZM97 241H99V243H100V240H99V239H98ZM130 241H131V240H130ZM138 241H139V242H138ZM141 241H143V240H141ZM175 241H177V240H175ZM175 241H174V242H175ZM212 241H213V240H212ZM1 242H0V249H2L3 245L6 243V242L4 241V242H3L4 244L2 243L3 245H2V247H1ZM42 242H43V243H42ZM59 242L62 243V241H58V243H57L58 245H60ZM80 242H78V244H79ZM125 242H126V240H125ZM136 242H138V243H137V245L135 244L134 246H140V245H141L140 247H141L142 249H144L143 247H144L145 245H142L144 242H143L142 244H139V243H141L139 239L136 240ZM169 242H170V241H169ZM171 242H172V243H171V245H172V244L174 243V242H173V239L171 240ZM177 242H178V241H177ZM190 242H192V241H190ZM190 242L188 243L189 245L192 244V243H190ZM209 242H210V241H209ZM209 242H208V243H209ZM215 242H218V241H215ZM220 242H221V241H220ZM230 242H231V240H230ZM230 242H229V243H230ZM243 242H244V241H243ZM245 242H246V241H245ZM247 242L244 243V244L242 243V248H243V249L245 248L244 250H246L248 247H250L249 245H252L251 248H250V249L252 250V252H254V250H255V251L257 250V251L260 252V249H259V248H261V246L258 245L256 241L253 240V242H252L253 244H252L251 242H249V243H247ZM36 243H37V244H36ZM44 243H45V244H44ZM99 243H98L97 245H100ZM120 243H121V242H120ZM195 243H194V247H196ZM200 243H201V242H200ZM205 243H201V244H205ZM13 244H14L15 246H18L20 243H19V241H17V245H16L15 243H13ZM48 244H49V243H48ZM48 244H47V245H48ZM78 244H76V243L74 244V243H73V245H78ZM118 244H119V243H118ZM126 244H127V243H126ZM129 244H131V243H129ZM129 244H128V245H129ZM138 244H139V245H138ZM168 244H170V243H168ZM198 244H199V243H198ZM209 244H210V243H209ZM211 244H213V242H212ZM211 244H210L209 246H211ZM216 244H217V243H216ZM247 244H249V245L247 246ZM5 245H6V244H5ZM14 245H13V246H14ZM47 245H46V246H47ZM49 245H51V246H50L51 249H50V248H49V249L52 251V245H53V244H49ZM49 245H48V247H49ZM80 245H82V243H81ZM80 245H79V246H80ZM83 245H85L83 248H85L86 246H88V244H87L86 242H85ZM112 245H113V244H112ZM120 245H121V244H120ZM124 245H125V244H124ZM219 245H221V244H218V247H219ZM243 245H244V246H243ZM257 245H258V246H257ZM8 246H9V244H7V248H9V247L12 246V245L10 244V246H9V247H8ZM31 246H33V247H31ZM55 246H56V245H54V247H55ZM102 246H103V245L100 246V249L102 248ZM172 246H173V245H172ZM192 246H193V245H192ZM192 246H190V247H192ZM199 246H200V245H199ZM199 246H197V247L199 248ZM213 246H214V245H213ZM255 246H256V247H255ZM4 247H5V248H4ZM4 247H3V250L6 251L5 253H6V255L8 256V254H7L8 251H7V250L10 251L11 248L6 249V246H4ZM48 247H47V248H48ZM56 247H57V246H56ZM62 247H66L67 249L64 250V248L62 249ZM80 247H82V246H80ZM205 247H206V246H205ZM205 247H202V248H205ZM216 247H217V246H216ZM222 247H223V246H222ZM228 247H229V245H228ZM228 247H227V248H228ZM17 248H16V249H17ZM47 248H46V249H47ZM57 248H58V247H57ZM114 248H113V249H114ZM118 248H120V246H119ZM121 248L123 249V247H121ZM124 248H125V247H124ZM202 248L199 249V250L196 248V252H199V251H200V252H203V253H202V255H203L204 252L208 251V249L202 251ZM231 248H232V247H231ZM231 248H229V249H231ZM13 249H15V248H13ZM16 249H15V250H11V251H12L11 254L14 253L13 251H17V254H15L14 257H13V255H12V256L10 255L9 257H11V258L7 259V257H5L4 259H5V260L7 259V260L10 261V259L13 258V260L15 259V260H14L15 262L19 263L18 261L21 259L22 256H21L20 253L18 254L19 251H18V249H17V250H16ZM23 249H24V247H23ZM40 249H41V248H40ZM43 249H44V248H43ZM46 249H44L45 251L43 250L44 252L41 251L42 253H39V252H38L37 254H38V255H41V254L46 253V251H47ZM49 249H48V250H49ZM75 249H76V248H75ZM77 249H78V248H77ZM89 249H91V248L88 247V249L85 251V249L80 248V250H83V251H85L86 253H87V252H93V250H92L93 247H92V249H91L92 251H91V250L88 251ZM122 249H120V250H122ZM209 249H212V247H210ZM223 249H224V248H223ZM233 249H234V248H233ZM233 249H232L231 251L229 250V253H230V254H232V251H233V254H234V250H233ZM250 249H247L246 251H250ZM253 249H254V250H253ZM258 249H259V250H258ZM261 249H264V246H263ZM3 250H2L1 252H2L3 257H4L5 254L3 253ZM50 250L48 251V253L51 252ZM53 250H54V248H53ZM114 250H115V249H114ZM124 250H125V249H124ZM177 250H178V249H177ZM177 250H175V252H176ZM227 250H228V249H227ZM244 250H242L241 255H242L244 252H245L244 254H246V251H244ZM11 251H10V252H11ZM29 251H30V252H29ZM32 251L34 252V250H32ZM37 251H40V250L38 249ZM70 251H71V250L69 249L68 252H70ZM104 251H105V249H103V252H104ZM171 251L174 252V249H171ZM221 251H222V250H221ZM221 251H220V252H221ZM225 251H226V250H225ZM240 251H241V250H240ZM243 251H244V252H243ZM1 252H0V253H1ZM10 252H9V254H10ZM52 252H53V251H52ZM52 252H51V253H52ZM68 252H66V254H68ZM74 252H75V251H74ZM74 252H73V253L70 252L68 255L65 254V255L68 257V258L66 259V261H70V263L73 261V258H74ZM105 252H106V251H105ZM129 252H130V251H129ZM167 252H168V251H167ZM177 252H179V251H177ZM177 252H176V253H177ZM185 252H186V251H185ZM189 252H190V251H189ZM214 252H215V251H214ZM261 252H262V251H261ZM15 253H16V252H15ZM48 253H47V254H48ZM53 253L55 254L56 251H54ZM58 253H59V252H58ZM86 253H85V255H86ZM94 253H95V252H94ZM101 253H102V249H101ZM180 253L182 254V252L180 251V252L178 253L177 256H179ZM212 253H213V252H212ZM216 253H217V252H216ZM224 253H225V252H224ZM226 253H227V252H226ZM226 253H225V254H226ZM254 253H255V252H254ZM2 254H0V257H1ZM37 254H35V255L32 254V256L29 255V257H34V258H36L35 256H38ZM47 254H45L44 256H46ZM59 254H60V253H59ZM90 254H92V253H90ZM90 254L87 253L86 256H88V258H89V255H90ZM98 254H100V252L96 254V257L99 256ZM106 254H107V253H106ZM106 254L103 253L102 255H104V256H102V257H103V258L106 257V256L108 255V254H107V255H106ZM183 254H184V253H183ZM190 254H193V252L190 253ZM200 254H201V253H200ZM200 254H199V255H200ZM206 254H207V253H206ZM220 254H221V255H220ZM19 255H20L21 257H20ZM49 255H50V254H49ZM57 255H58V254H57ZM61 255H59V257L66 258V257L61 256ZM92 255L94 256L95 254H92ZM105 255H106V256H105ZM127 255H128V256H125V257H126V258H127V257L130 258L129 255L131 256L132 254H131V253H130V254L127 253ZM184 255H185V254H184ZM194 255H196V254H194ZM194 255H191V256L194 257ZM211 255H212V254H211ZM211 255H208V256H207V255L204 254V255H203V258H204V256H205V257H206V256L209 257V256H211ZM219 255L222 256V253H218V256H219ZM241 255H240V256H241ZM252 255H253V254H252ZM16 256H19L20 258H19V257L16 258ZM44 256H38L37 258H38V259H41V258H44ZM54 256H56V255H54ZM69 256L72 257V260H68V259L70 258ZM108 256H109V255H108ZM113 256H114V255H113ZM180 256H181V255H180ZM186 256H188V255L186 254L185 257H186ZM218 256H216V254L214 253V255L211 256L210 258L212 259V258H216V257H218ZM3 257L0 259V261L5 262L4 260H2ZM29 257H27V258H29ZM47 257H48V256H46V257H45L46 260H43V262H41V263H44V261H46V263H44V264H48L49 260H47ZM57 257H58V256H57ZM77 257H78V256H76V258H74V259H76V260L78 259L77 262L74 263V261H73L71 264H80V263L82 262V261H81L82 259L80 260L81 256L78 257V258H77ZM82 257H83V255H82ZM96 257H90V259H91V258H96ZM100 257H101V255H100ZM100 257H99V259H102V257H101V258H100ZM192 257H191V258H192ZM207 257H206V258H207ZM225 257H226V256H224L223 258H220V257H219L218 259H224V262H222V261H220V262L227 264V261H230V260L232 259L233 255H232V256H231V255H230V256H227V257H229L228 260H226ZM23 258H22L21 261L24 260ZM108 258H109V260H110V259L112 258V256H111V258H110V257H108ZM126 258H125V259H126ZM128 258H127V259H128ZM186 258H187V257H186ZM16 259H17V261H16ZM49 259H51V261H52V260H55L56 257H55V258H54V257L51 258V257L49 256ZM61 259H62V258H59L58 261H60ZM90 259H87L88 262H87L85 259H83L84 262H82V264H84V263H85V264H88ZM113 259H114V257H113ZM113 259H112V260H113ZM120 259H121V258L119 257L118 260H120ZM168 259H169V258H168ZM168 259H167V256H166V259H165V260H168ZM175 259H176V258H173L172 261H175ZM179 259H180V258H179ZM179 259H177V261H178ZM207 259H208V258H207ZM258 259H259V257H258L256 260H258ZM7 260H6V261H7ZM27 260H28V261H27L28 263H29V262L31 263V261H32L33 259L30 258V260H29V259H27ZM34 260H36V259H34ZM63 260H65V259H63ZM63 260H61V262H58V263H63V262H64ZM76 260H75V261H76ZM97 260H98V257H97V259L91 260L92 262H91V261H90V262L93 263V261L96 262ZM105 260H106V259H105ZM105 260L103 259V262H104ZM112 260H111V261H112ZM116 260H117V257H116V259H115V263H118V264H119V262H116ZM118 260H117V261H118ZM163 260H164V259H163ZM163 260H161V263H167V262H168V261L166 262V261H163ZM169 260H171V259H169ZM189 260H190V259H189ZM193 260H194V258H193ZM196 260H198V259H196ZM196 260H194L193 262H195ZM201 260H202V259H201ZM214 260H216V259H214ZM214 260L212 259V262L209 261V262H210L209 264H212V263H214V262H219V260H216V261H214ZM256 260H254V261H256ZM259 260H260V259H259ZM25 261H26V260H25ZM25 261H23V262H24V263H27V262H25ZM40 261H41V260H40ZM79 261H80V263H79ZM100 261H102V260H100ZM130 261H134V260H133V257L130 259ZM156 261H157V260H156ZM158 261H159V260H158ZM184 261H185V260H184ZM190 261H191V260H190ZM203 261H205V258L203 259ZM254 261H253L252 264H256ZM261 261H262V259H261ZM3 262H1V263H3ZM15 262H14V263H15ZM23 262H22V263H23ZM33 262H36V264H37V263L41 264V263L39 262V260H36V261H33ZM54 262H55V261H54ZM103 262H102V263H101V262H98V263L103 264ZM120 262L123 263L124 261L121 260ZM153 262H154V261H153ZM197 262H198V261H197ZM220 262H219V263H220ZM242 262H243V261H242ZM24 263H23V264H24ZM66 263H67V262H65V263H63V264H66ZM70 263H67V264H70ZM91 263H90V264H91ZM96 263H97V262H96ZM96 263H94V264H96ZM98 263H97V264H98ZM113 263H114V261H113ZM161 263H160V264H161ZM169 263H171V262H169ZM174 263H175V262H174ZM176 263H177V262H176ZM178 263H180V262H178ZM178 263H177V264H178ZM189 263H192V262H188V263H185V264H189ZM202 263H203V262H200L199 264H202ZM205 263H206V262H205ZM31 264H33V263H31ZM111 264H112V262H111ZM150 264H151V263H150ZM154 264H155V263H154ZM171 264H172V263H171ZM192 264H194V263H192ZM195 264H197V263H195ZM206 264H208V263H206ZM214 264H215V263H214ZM216 264H217V263H216ZM228 264H229V262H228ZM241 264H242V263H241ZM249 264H250V263H249ZM259 264H260V262H259Z\"/></svg>",
    "mask_w": 264,
    "mask_h": 264
}]
</instances>
